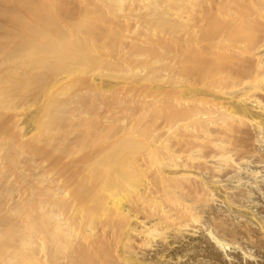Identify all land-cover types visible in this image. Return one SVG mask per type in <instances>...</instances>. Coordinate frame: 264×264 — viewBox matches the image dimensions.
Segmentation results:
<instances>
[{
	"label": "bare ground",
	"instance_id": "1",
	"mask_svg": "<svg viewBox=\"0 0 264 264\" xmlns=\"http://www.w3.org/2000/svg\"><path fill=\"white\" fill-rule=\"evenodd\" d=\"M68 1H70V0H0V105H2V108H1V106H0V110H3L5 113H6V111L4 110V109H6L7 107H9V109H12V104L14 105L15 103H16V101L17 100H23V99H26L27 100V98H30L31 99V96H33V95H35V96H33V98L32 99H34V98H36L39 94H40V92L42 91V88H43V85H46V83H47V85H49L48 84V81H49V79H51V78H49V76H51V73L52 72H54L53 70H54V63H55V58H53L54 59V61H53V59H51V54H53L54 55V53H55V49H58L59 50V48H60V50H61V46H62V52H60V51H58V53H64V48H66V50H65V53L64 54H66V56H69V57H67V60L66 61H68L69 59L68 58H71V56L73 55V56H75L76 55V49H75V47H77V49L80 47H82L83 48V46H84V44L81 42V39L79 40V38H82V37H79V36H83V35H77L78 37H76L77 39H78V41H79V44L78 43H76L77 44V46H73L72 45V43H70V41H71V39H70V37H68L69 36V34L67 33V30H69L70 28H71V26L73 25V24H70V23H72L71 21H75V20H77V22L75 21H73L75 24L76 23H80L79 21H80V18H81V21H82V19H84V16L86 17L87 15L89 16V10H88V13L85 11H83V10H80V9H82L81 7H84L83 6V1L82 0H72L71 2H73V4L74 5H79L80 4V2L82 3V6H79L80 8H79V10H78V6H73V4L71 3V2H69L70 4H72L71 6H73L72 8H70V5H68ZM86 1V0H85ZM88 1V0H87ZM91 2H93L92 0H90ZM88 2V3H91V2ZM108 1V0H107ZM106 1V2H107ZM111 1V0H110ZM113 2L115 1V0H112ZM116 1H118V0H116ZM119 1H121V0H119ZM125 0H123V2H124ZM128 1V0H127ZM131 1V0H130ZM135 0H132V3L134 2ZM145 1V0H144ZM156 1H158V0H156ZM155 0L153 1V3L154 2H156ZM161 1V0H160ZM160 1H158V5H153V4H150V8H147L148 9V11H149V13H151V11L153 12V11H155L156 12V10H159V11H162V8H163V5H159V2ZM175 1V0H174ZM177 1V0H176ZM190 1H192L193 3H192V5L195 3V0L193 1V0H190ZM198 1V0H197ZM197 1H196V3H197ZM206 1H210V0H206ZM212 1V0H211ZM210 1V2H211ZM220 0H215V2L213 1V3L215 4L216 2L219 4L220 2V4L221 5H223V3L225 4H227V0H225L224 2H222L223 0H221L220 2H219ZM232 1V0H231ZM245 1V0H244ZM261 1V0H260ZM96 2V1H95ZM109 2V1H108ZM136 2V1H135ZM173 3V1L171 2V0H165V3H164V1L162 2L163 4H165V6H164V8L166 7V5L168 4V3ZM183 2V3H182ZM199 3H204V0L203 1H198ZM210 2H207V6L209 5V7H211V3ZM259 2V1H258ZM52 3V4H51ZM103 3H104V1H103ZM118 3V2H117ZM117 3H115V4H117ZM141 3V2H140ZM139 3V4H140ZM149 3V2H148ZM151 3H152V0H151ZM170 3H169V5H170ZM175 3V2H174ZM182 3V4H181ZM185 3V4H184ZM199 3H197V5H199ZM230 3H233V2H230L229 1V4ZM262 3V2H261ZM115 4H112L113 6L115 5ZM134 4H136V3H134ZM134 4H133V6H134ZM146 4V3H145ZM154 4H157V2L156 3H154ZM176 4H177V2L172 6V4L170 5L172 8L173 7H175L176 6ZM178 4H179V1H178ZM186 4H188V0H186V2H184V1H182V0H180V4H179V7H181L182 5L185 7L186 6ZM206 3H204V5H205ZM218 4H215L216 6L218 5ZM226 4L224 5V6H226ZM234 4V3H233ZM245 4V3H244ZM258 4H260V2L258 3ZM108 5V4H107ZM110 5H111V3H110ZM124 5H125V3H123V7H124ZM126 5H127V2H126ZM142 5V4H141ZM168 5V6H169ZM181 5V6H180ZM195 5V4H194ZM228 5V4H227ZM236 5H238V3L236 4ZM235 5V9H236V6ZM249 5V4H248ZM256 5V4H255ZM68 6V7H67ZM90 5H88L87 7H89ZM106 6V5H105ZM118 6V5H117ZM116 6V7H117ZM121 6V5H120ZM120 6L119 7H117V8H120ZM129 6V5H128ZM137 6H138V3H137ZM143 6H144V4H143ZM148 6V5H147ZM146 6V7H147ZM160 6H162V7H160ZM178 6V5H177ZM189 6H191L190 5V3H189V5H187L186 6V8H188ZM202 6V5H201ZM231 6H232V4H231ZM234 6V5H233ZM240 6H242V0H241V3H240ZM246 6H247V4H246ZM75 7H77L76 9H75ZM85 7H86V3H85ZM97 7H99L98 5H97ZM97 7H92V10L94 9V8H96V9H94L93 10V12L95 11V14H94V16H96V14H100V10H99V8H98V10L100 11V12H98L97 13ZM109 7H111V6H109L108 5V8ZM122 6H121V9L123 8ZM169 8V9H171L172 10V8ZM179 7L176 9V10H178L177 12H181L182 10V8L181 9H179ZM183 7V8H184ZM195 7H196V5H195ZM195 7L193 6V7H190V10H189V8H188V11H191V10H193V11H195ZM200 7V6H199ZM199 7L197 8L196 7V9L199 11ZM202 7H204V6H202ZM215 7V6H214ZM218 8H219V6H217ZM222 7V6H221ZM264 7V6H263ZM262 7V8H263ZM106 8V7H105ZM113 8H115V6L113 7ZM113 8H111L112 10H113ZM126 8H127V6L125 7V10H126ZM131 8V7H130ZM138 8H140V6H138ZM137 8V9H138ZM144 9H145V7H143ZM160 8V9H159ZM191 8H193V9H191ZM213 8V7H212ZM211 8V9H212ZM216 8V7H215ZM234 8V7H233ZM240 8V7H239ZM243 8H245L244 6H243ZM242 8V9H243ZM116 9V8H115ZM124 9V8H123ZM122 9V10H123ZM128 9H129V7H128ZM127 9V10H128ZM143 9V11H145ZM200 9H201V7H200ZM204 9H205V7H204ZM220 9H222V8H220ZM241 9V8H240ZM101 10H103V9H101ZM110 10V9H109ZM130 10V9H129ZM173 10H174V8H173ZM180 10V11H179ZM184 10V13H185V9H183ZM216 10V9H215ZM237 10H238V8H237ZM245 9H243V11H244ZM83 11V12H82ZM104 11V10H103ZM106 11V10H105ZM111 11V10H110ZM118 11V10H117ZM133 11H135L136 12V8L135 9H133ZM138 11V10H137ZM158 11V12H159ZM187 11V10H186ZM187 11V12H188ZM193 11H191L192 13H193ZM197 11V16H198V13L200 12V14H201V11H199L198 12ZM205 12H206V14L208 15V16H210V14L212 15V13H215L214 12V9H213V12L212 13H210L209 11H208V8H206L205 10H204ZM220 11V10H219ZM226 11V10H225ZM82 12V13H81ZM114 12V11H113ZM112 11H111V13H113ZM131 12V11H130ZM130 12H129V15H130ZM155 12H154V14H153V16H152V18L153 19H151L150 17H149V19L150 20H155V21H159V16H162V18H163V16H166L165 15V13H164V15H160V14H158V12H156L157 14H155ZM163 12V11H162ZM166 12V11H165ZM170 12V11H169ZM176 12V11H175ZM187 12L185 13V14H187ZM203 12V11H202ZM205 12H203V13H205ZM239 12H241V13H243L242 12V10L241 11H239ZM252 12V11H251ZM264 12V11H263ZM102 13V12H101ZM109 13V12H108ZM124 13H125V11H124ZM140 13H141V10H140ZM140 13H138V14H140ZM160 13V12H159ZM194 13H196V12H194ZM193 13V14H194ZM208 13H210V14H208ZM228 13V12H227ZM226 13V14H227ZM238 12L236 11V14H237ZM245 13V12H244ZM243 13V14H244ZM91 14H92V11H91V13H90V16L89 17H91V18H93L92 16H93V14H92V16H91ZM104 12H103V14H102V17H104ZM115 14V13H114ZM117 14H118V12H117ZM120 14V13H119ZM121 14H122V12H121ZM126 14V13H125ZM124 14V15H125ZM128 14V13H127ZM133 14V13H132ZM132 14H131V16H132ZM137 14V13H136ZM137 14V15H138ZM143 14H145V12L144 13H141V15H143ZM151 14V15H152ZM169 14V13H168ZM177 14V16H178V13H176ZM182 14V13H181ZM181 14H179L180 16H181ZM189 14V13H188ZM191 14V13H190ZM189 14V15H190ZM206 14H203L204 15V18H205V15ZM219 14H221V12L219 13ZM259 14H260V12H259ZM258 14V15H259ZM261 14H262V12H261ZM260 14V15H261ZM264 14V13H263ZM263 14L261 15V16H263ZM82 15V16H81ZM106 15V14H105ZM146 15V14H145ZM144 15V16H145ZM151 15H149V16H151ZM170 15L171 14H169V16H168V18L170 17ZM173 15V14H172ZM214 15V14H213ZM212 15V16H213ZM242 15V14H241ZM246 15V14H245ZM111 16V15H110ZM113 16V15H112ZM115 16H118V15H116L115 14ZM114 16V17H115ZM121 16V15H120ZM125 16H127V15H125ZM129 17V18H132L133 20H135V18H137V17H135V14H134V17ZM144 16H141V18H140V20H143L144 21V19H145V22L146 21H149L148 20V14L146 15V17H144ZM156 16V17H155ZM176 16V15H175ZM196 16V15H195ZM211 16V17H212ZM227 16H229V15H227ZM231 16V15H230ZM232 16H233V13H232ZM231 16V17H232ZM257 16V15H256ZM261 16H260V18H261ZM83 17V18H82ZM185 17V16H184ZM201 17H202V15H201ZM215 17H216V15H215ZM221 17V16H220ZM224 17V16H223ZM234 17V16H233ZM235 17H237V16H235ZM234 17V18H235ZM239 17V16H238ZM238 17H237V19H236V21H238L239 19H238ZM243 17V16H242ZM99 18H101L100 17V15H99ZM110 18V17H109ZM112 18V17H111ZM123 18V17H122ZM125 18V17H124ZM155 18V19H154ZM166 18H167V16H166ZM175 18V17H174ZM174 18H173V20H174ZM178 18H179V16H178ZM196 18V17H195ZM204 18L202 17V20H200L201 22L202 21H204ZM233 18V19H234ZM254 18V17H253ZM253 18H252V22L251 23H257V22H254L253 21ZM262 18H264V16L262 17ZM98 19V18H97ZM97 19L95 20V21H97ZM103 19V18H102ZM121 19V18H120ZM170 19V18H169ZM168 19V20H169ZM185 20L186 19H188V18H184ZM193 19V18H192ZM196 19H198V18H196ZM199 19H200V16H199ZM198 19V20H199ZM207 19V18H206ZM205 19V20H206ZM216 19H219V18H217L216 17ZM228 19V18H227ZM226 19V16H225V18H224V20H227ZM241 19V18H240ZM243 19H244V17H243ZM247 19V18H246ZM79 20V21H78ZM86 20H89V19H86ZM105 19H103L102 21H104ZM112 20V19H111ZM110 19H109V21H111ZM114 20H116V23L118 22V20L117 19H114ZM178 20H181L180 18L178 19ZM220 20V19H219ZM219 20H217V21H219ZM242 20V19H241ZM240 20V21H241ZM107 20H105V22H106ZM126 21H128V19L126 18ZM136 21V20H135ZM154 21V22H155ZM165 21H166V19L164 20V22H162L161 21V23H159V24H161V25H159V26H163V24L165 23ZM177 21V20H176ZM186 21H188V20H186ZM190 21V20H189ZM192 21V20H191ZM197 21V20H196ZM200 21H199V23H200ZM211 21H213V19L211 20ZM233 21H235V20H233ZM233 21H231V23H233ZM246 21V20H245ZM245 21L244 22H242V24L243 23H245ZM249 21V20H248ZM259 21H262L263 22V20H259ZM70 22V23H69ZM83 22H86V21H83ZM89 22V21H88ZM91 22V21H90ZM90 22L88 23V24H90ZM98 22V21H97ZM100 22V21H99ZM108 22V21H107ZM125 22V21H124ZM129 22V24H130V22L131 21H128ZM151 22V21H150ZM149 22V23H150ZM160 22V21H159ZM180 22V21H179ZM183 22V21H182ZM222 22V21H221ZM225 22V21H224ZM262 22H260L262 25H263V23ZM101 23V22H100ZM115 23V24H116ZM120 23V22H119ZM119 23H118V25H119ZM132 23V22H131ZM142 23H144V22H142ZM147 23V22H146ZM145 23V24H146ZM152 24L151 25H153V22H151ZM168 23V22H167ZM167 23H165L166 25H164L163 26V28L162 27H160V28H162V30L163 31H160V32H162L163 33V35L165 34L164 33V29L166 30V28H165V26H167L168 28H169V26L168 25H170V24H168L167 25ZM169 23H171L170 21H169ZM178 23V22H177ZM177 23H175L174 24V26L172 25V27L170 26V30L171 31H173V27H174V31H175V29H177V28H179V27H176V24ZM211 23H213V24H215L214 23V21L213 22H210V24ZM240 23V22H239ZM86 24V23H85ZM102 24H104L103 22H102ZM109 24V23H108ZM114 24V23H113ZM133 24V23H132ZM172 24H173V22H172ZM181 24V23H180ZM185 23L183 22V25H184ZM187 24V23H186ZM188 24H190L189 22H188ZM194 24V23H193ZM246 24V23H245ZM258 24V23H257ZM78 25V24H77ZM93 25H94V23H93ZM92 25V26H93ZM126 25V24H125ZM143 25V27H144V24H142ZM158 25V24H157ZM157 25H155V26H157ZM179 25V24H178ZM177 25V26H178ZM195 25V24H194ZM204 25V24H203ZM217 25V24H216ZM235 25H236V23H235ZM244 25V24H243ZM261 25V26H262ZM79 26H81V27H84V25H82V23H81V25L79 24ZM89 26V25H88ZM88 26H86L85 25V27H88ZM90 26H91V24H90ZM115 26H117V25H115ZM134 27H135V25H133ZM137 26H138V24H137ZM154 26V27H155ZM187 26V25H186ZM185 26V27H186ZM217 26H219V25H217ZM242 26V25H241ZM246 26H248V23L246 24ZM250 26V25H249ZM248 26V27H249ZM259 26L260 25H258V27H255V25H254V28H256V29H259V30H261L262 31V29H260L259 28ZM73 27V26H72ZM78 27V26H77ZM84 27V28H85ZM95 27V26H94ZM102 27H104L103 29H106L105 28V26H102ZM122 27V26H121ZM125 27V26H124ZM123 27V28H124ZM140 26H138V28H139ZM147 27V26H146ZM154 27H152L151 26V28H154ZM182 27V26H181ZM190 27V25L188 26V28ZM194 27V26H193ZM208 27H209V25H208ZM210 27H213L212 25L210 26ZM209 27V28H210ZM225 27V26H224ZM229 27V26H228ZM235 27H237V26H235ZM234 27V28H235ZM251 27V26H250ZM83 28V30H87V28H85L84 29ZM91 29H92V27H90ZM89 28V29H90ZM100 28H101V25H100ZM99 28V30H101ZM110 28H111V24H110ZM110 28H107V32L109 31L108 29H110ZM116 28V27H115ZM114 28V29H115ZM118 28V27H117ZM137 28V29H138ZM145 28V27H144ZM156 28V27H155ZM154 28V29H155ZM187 28V27H186ZM185 28V29H186ZM215 28H216V26H215ZM218 28V27H217ZM227 28V27H226ZM225 28V29H226ZM231 28H232V26H231ZM230 28V29H231ZM246 28V27H245ZM251 28H253V27H251ZM73 29V28H72ZM71 29V30H72ZM89 29L86 31V33H89L88 35H90V31H89ZM98 29V28H97ZM112 29V28H111ZM110 29V30H111ZM122 29V28H121ZM125 29H126V31H127V28L125 27ZM129 29V28H128ZM149 29V28H148ZM179 29H182V28H179ZM179 29H177V31L176 32H178V30ZM195 29V28H194ZM199 29V28H198ZM256 29H255V32H257L258 33V31L259 30H257L256 31ZM264 29V28H263ZM80 30V29H79ZM132 30H135V28H133ZM131 30V31H132ZM143 30H145V29H143ZM142 30V31H143ZM168 30V29H167ZM207 30H208V28H207ZM240 30H241V28H240ZM243 30V31H242ZM241 30V32L242 33H244V26H243V29ZM248 30V29H247ZM77 31V30H76ZM122 31V30H121ZM131 31H130V33H131ZM137 31V30H136ZM139 31V30H138ZM140 31H141V29H140ZM146 31H147V29H146ZM149 31H151L150 29H149ZM154 31H156V30H154ZM153 31V32H154ZM169 31V30H168ZM180 31V30H179ZM192 31H195V30H192ZM212 31V30H211ZM210 31V32H211ZM231 31V30H230ZM229 31V32H230ZM98 32V31H97ZM105 33H106V31H104ZM114 32H115V30H114ZM116 32H117V30H116ZM115 32V34H118V33H116ZM144 32V31H143ZM142 32V33H143ZM157 32H158V29H157ZM181 32V31H180ZM185 33H189L190 32V30H189V32H187V30L186 31H184ZM206 32V31H205ZM208 32H209V30H208ZM213 32V31H212ZM229 32H227V33H229ZM236 32V31H235ZM240 32V31H239ZM241 32H240V37H243L242 35H241ZM249 32V31H248ZM253 31L251 30V32H250V34L252 33ZM71 33V32H70ZM73 33V32H72ZM83 33H84V31H83ZM108 33H110V32H108ZM122 33V32H121ZM132 33H134V31L132 32ZM131 33V34H132ZM141 33V34H142ZM148 33V32H147ZM146 33V34H147ZM173 33V32H172ZM179 33V32H178ZM182 34H183V32H181ZM185 33L183 34V35H185ZM199 34H200V31L198 32ZM216 33V32H215ZM221 33V32H220ZM231 33V32H230ZM233 33H234V31H233ZM238 33V32H237ZM68 34V35H67ZM75 34H76V32H75ZM85 34V33H84ZM93 34V33H92ZM100 34H102V35H104V33H100ZM112 34V33H111ZM120 34V33H119ZM127 34H129V33H127ZM136 34V33H135ZM137 34L139 35V33L137 32ZM141 34L139 35V36H137V37H139V38H144L145 39V37L144 36H146L145 35V32L143 33V36H141ZM152 33H150V35H151ZM157 34V33H156ZM169 34V33H168ZM191 35H192V33H190ZM194 34V33H193ZM196 34V33H195ZM204 34V33H203ZM203 34H202V36H203ZM206 34V33H205ZM204 34V35H205ZM226 34V33H225ZM246 34H249V33H246ZM259 34V33H258ZM95 35V34H94ZM101 35V38L103 37ZM106 35V34H105ZM112 35H114V33L112 34ZM111 35V36H112ZM121 35V34H120ZM154 35V34H153ZM172 34H170V36H171ZM182 35V36H183ZM187 35V34H186ZM233 35V34H232ZM70 36H71V34H70ZM87 36V35H86ZM98 35H96V37H97ZM116 36V35H115ZM119 36V35H118ZM147 36H148V34H147ZM152 36V35H151ZM150 36V37H151ZM169 36V35H168ZM181 36V37H182ZM188 36V35H187ZM198 36V40L196 39V36H190L191 38L193 37V39H196L198 42H199V37L200 38H202L203 39V37L202 36H199V35H197ZM209 36V35H208ZM224 36V35H223ZM248 36V35H247ZM251 36V35H250ZM253 36V35H252ZM256 36V35H255ZM100 37V36H99ZM99 37H97L98 38V40H99ZM136 37V38H137ZM159 37V36H158ZM189 37V36H188ZM72 38V37H71ZM76 38H74V39H76ZM88 38V37H87ZM107 38V37H106ZM111 38V37H110ZM119 38H120V36H119ZM147 38V37H146ZM152 38V37H151ZM149 39V37H148V40H152L153 41V38L152 39ZM163 38V37H162ZM167 38V37H166ZM180 38V37H179ZM206 38V37H205ZM204 38V40H205V42H206V40H208L207 38L205 39ZM217 38V37H216ZM220 39H221V37H219ZM219 38H218V40H219ZM233 38V37H232ZM244 38H249V37H244ZM73 39V38H72ZM77 39H76V41L75 42H77ZM82 39H85L84 37L82 38ZM116 39V38H115ZM183 39V38H182ZM214 39V38H213ZM235 39H236V35H235ZM238 39V38H237ZM254 39H256V38H254ZM70 40V41H69ZM103 40H105V39H103ZM110 40V39H109ZM114 40V39H113ZM113 40H111V42L113 43L114 41ZM147 40V39H146ZM168 40V39H167ZM173 40V39H172ZM217 40V39H216ZM216 40H215V42H216ZM217 40V41H218ZM242 39H240V41H241ZM84 41V40H83ZM89 41V40H88ZM152 41H150V42H152ZM154 41L155 42H153L152 44L151 43H147L148 41H146V42H144V41H141V40H137V42L135 43V41H130L131 42V44L129 45V44H126L125 46H123L124 44H122V46L121 47H119V44H117V43H114L112 46L114 47L116 44L118 45V47H119V49H120V51L121 52H119V54L121 55V54H123L124 56H122V57H125L127 60L128 59H130L132 56H134V54L133 53H135V51H136V53H138V50H139V55H142V57H138L139 58V60L140 59H146V58H144L143 56H145V55H143V53L145 54V52L144 51H146V53H148V52H150V51H152V50H154L155 49V47L156 46H159V47H161V49L160 50H162V42H161V46H160V41L158 40V42H157V40L155 39V37H154ZM203 41V40H202ZM212 41V40H211ZM226 41H228V40H226ZM232 41V40H231ZM243 41H244V39H243ZM263 41V40H262ZM85 43L87 42L86 40L84 41ZM92 42V41H91ZM106 42H108L107 40H106ZM117 42H119V40H117ZM165 42H167V41H165ZM178 42V41H177ZM190 42V41H189ZM204 42V43H205ZM224 42H225V40H224ZM235 43H236V41H234ZM245 42V41H244ZM247 42V41H246ZM89 44H90V42H88ZM93 43H95L96 45H94V47H98V45H97V42L96 41H93ZM105 43V42H104ZM103 43V44H104ZM181 43V42H180ZM191 43V42H190ZM192 43H193V41H192ZM195 43V42H194ZM202 43V42H201ZM212 44L214 43V42H211ZM223 42H219V44H222ZM228 43V42H227ZM227 43H224V45H221V47L220 48H222L223 49V47L225 46V44H227ZM231 43V44H230ZM229 44H227L226 45V48H229V46L230 45H233L232 44V42H230ZM242 43V42H241ZM62 44V45H61ZM63 44H64V46H63ZM76 44H74V45H76ZM83 44V45H82ZM109 44V43H108ZM109 44V48L111 47V45ZM156 44V45H155ZM157 44H159V45H157ZM199 44H200V42H199ZM206 44H207V42H206ZM206 44L204 45V46H206ZM238 43H236V45H237ZM246 44V43H245ZM260 44V43H259ZM261 44H262V42H261ZM259 45V46H261V48H263V46L262 45H264V42H263V44L262 45ZM71 45H72V47H71ZM86 45V44H85ZM93 45V44H92ZM101 45H102V43H101ZM104 45H106V44H104ZM166 46H167V44H165ZM182 44H180V46H181ZM184 45V44H183ZM182 45V46H183ZM202 45H203V43H202ZM217 46H218V44H216ZM257 45H258V43H257ZM87 46V45H86ZM99 46H100V44H99ZM181 46V47H182ZM193 45H191V47L190 48H192L193 49V47H192ZM196 46V45H195ZM195 46H194V48H195ZM209 46V45H208ZM210 46H212V45H210ZM223 46V47H222ZM246 46H247V44H246ZM93 47V48H94ZM117 47V46H116ZM164 47V46H163ZM198 47L199 46H197V48H195V50L196 49H198ZM234 47H235V45H234ZM241 46H239V44H238V48H240ZM79 48V49H80ZM82 48L80 49V50H78L79 52L82 50ZM89 48H91V46H87V48H86V50L85 51H82L83 53H79V57H82L81 59H79L80 61H82V63L84 64V62H86L85 60H84V58L85 59H91V60H93V56L91 55L90 56V54L94 51H92V52H89V50L91 51L92 49H89ZM104 48H106V46L104 47L103 46V50H102V52H105L106 53V51H104ZM108 48V47H107ZM107 48H106V50H107ZM121 48L122 49H124L125 51H127L128 49L129 50H131L130 52H132V51H134V52H132V54H128V52H125L124 50H121ZM157 48V47H156ZM168 48H170V46H169V43H168ZM172 48V47H171ZM183 48V47H182ZM201 48H203L204 49V47H199V49L196 51V52H198L199 50H201ZM217 48V47H216ZM225 48V47H224ZM226 48L225 49H223L224 51L226 50ZM237 47H235L234 49H236ZM257 48V47H256ZM260 47H258V49H259ZM102 48L100 47V50H101ZM116 49V48H115ZM158 49V48H157ZM164 49H165V52H166V47H164ZM184 49H186V51H187V47H185ZM202 49V50H203ZM206 49H207V47H206ZM211 49V48H210ZM231 49V48H230ZM234 49H233V51H234ZM243 49V48H242ZM255 49V48H254ZM258 49H256L257 50V52H255V50L254 51H251V49H250V51L248 50V48H247V50L250 52L249 53V55H248V60L250 59V60H252L251 62H255V65H257L256 63L258 62L259 63V65H264V64H261L260 62H261V60H260V62H259V59H261V56H263L262 57V61H263V59H264V53H260L259 51H258ZM67 50H68V53H66L67 52ZM72 50H75V51H72ZM99 50V51H100ZM110 50V49H109ZM159 50V49H158ZM157 50V51H158ZM159 50V51H160ZM169 50V49H168ZM179 50V49H178ZM194 50V51H195ZM201 50V51H202ZM209 50V49H208ZM222 50V51H223ZM227 50H229V49H227ZM238 50V49H237ZM72 51V52H71ZM77 51V52H78ZM96 51H98V49H96ZM148 51V52H147ZM171 51L172 50H169V53H171ZM180 51V50H179ZM179 51H176L177 52V56H179V57H177V60H175V63H174V60H173V57H175L173 54L175 53L176 54V52L175 51H173V57H172V59H170V58H168L167 60H169V62H173L172 63V66H170L169 64H168V62H167V60H166V62H167V64L165 63V65H169L170 66V68H172L173 69V66H174V69H175V72L177 71V69L178 70H180V69H183V67L185 66L184 65V63L186 62V63H190V60H188V59H186V58H189L188 56H189V54H191L192 56V58L194 59V54L196 53H192L190 50H189V48H188V51L186 52L187 54H188V52L190 51L191 53H189L188 55H187V57H185V58H183V56L180 58V55L178 54V53H181V51L179 52ZM217 51V50H216ZM232 51V50H231ZM239 51H241V50H239ZM56 52H57V50H56ZM75 52V53H74ZM112 52V51H111ZM114 52V51H113ZM162 52V51H161ZM165 52H164V54H165ZM209 53H210V51H208ZM235 52V51H234ZM264 52V51H263ZM57 53V54H58ZM86 53H90V54H86ZM108 53H110L109 51H108ZM115 53V52H114ZM154 53H155V50H154ZM153 53V51L151 52V54H154ZM167 53H168V51H167ZM168 53V54H169ZM199 53V54H198ZM197 53V56H201V58H203V56L204 55H206L205 53H207V50L205 51V49L203 50V52H198ZM204 55H203V54ZM209 53H207L208 54V56H210L211 54H212V56L213 57H215L217 54H215V53H212V51H211V54H209ZM233 53V52H232ZM236 53V52H235ZM235 53H233V55L235 54ZM238 53V52H237ZM56 54V55H57ZM72 54V55H71ZM78 54V53H77ZM94 54H96L95 52H94ZM98 54H100L99 52H98ZM104 54V53H103ZM117 56L119 57L120 55H118V51H117ZM150 54V53H149ZM162 55V54H160V53H158V52H156V54H155V58L154 57H152L153 59H155L154 61H155V63L160 59V55L162 56V58H165L166 56L165 55ZM183 54V53H182ZM213 54H215V55H213ZM222 54V53H221ZM239 54V53H238ZM52 55V56H53ZM71 55V56H70ZM101 55V54H100ZM111 55V54H110ZM130 57V58H128V56ZM170 55V54H169ZM227 55V54H226ZM231 55V54H230ZM72 56V57H73ZM83 56H85V57H83ZM96 56H97V54H96ZM104 56H106V55H104ZM151 56V55H150ZM156 56H158L157 58H159L157 61H156ZM164 56V57H163ZM168 56V55H167ZM184 56H185V54H184ZM200 56L199 57H196V58H198V60L199 59H201L200 58ZM217 56H222V55H217ZM245 56V55H244ZM56 57V56H55ZM57 57H60V56H58L57 55ZM64 57V56H63ZM91 57V58H90ZM100 57V56H99ZM98 57V58H99ZM113 58H114V56H112ZM116 57V56H115ZM146 57V56H145ZM175 57V58H176ZM190 57V58H191ZM206 57V56H205ZM203 58L204 60H205V63H206V60L209 58ZM212 57V58H213ZM222 57H224V56H222ZM246 57V56H245ZM244 57V58H245ZM60 58H62V57H60ZM59 58V59H60ZM74 58V57H73ZM76 58V57H75ZM104 58V60L106 59V58H108V57H103ZM134 58H136L137 59V57L136 56H134ZM148 58H149V56H148ZM217 58V57H216ZM227 58H229V57H227ZM234 58V60H235V57L234 56H232V59ZM238 58H241L240 56L238 57ZM247 58V57H246ZM58 59V60H59ZM96 59V58H95ZM108 59H111V58H108ZM181 59H186L187 61H184L183 62V60H181ZM202 59V60H203ZM78 60V61H79ZM165 60V59H164ZM162 61V60H160L159 61V63H164L165 61ZM171 60V61H170ZM173 60V61H172ZM179 60H181L182 61V63H183V65L181 64V62L179 61ZM197 60V61H198ZM212 60V59H211ZM60 62H61V60H59ZM74 61V60H73ZM76 61V60H75ZM84 61V62H83ZM111 61V60H110ZM109 61V62H110ZM118 61V60H117ZM117 61H115V62H117ZM125 61V60H124ZM123 61V62H124ZM129 61V60H128ZM147 61V60H146ZM153 61V60H152ZM177 61H179L178 63H177ZM194 61V60H193ZM210 61V60H209ZM217 61V60H216ZM219 61V60H218ZM231 61H233V60H231ZM59 62V63H60ZM63 62V61H62ZM61 62V63H62ZM65 62V61H64ZM93 62V61H92ZM112 62H114L113 60H112ZM119 62H120V60H119ZM121 62H122V60H121ZM121 62H120V64H121ZM132 62V61H131ZM130 62V63H131ZM135 62V61H134ZM134 62H133V64H134ZM149 62V61H148ZM147 62V63H148ZM222 62H224V61H222V59H221V63ZM226 62V61H225ZM227 62H230L229 60L227 61ZM236 62V61H235ZM244 62V61H243ZM58 63V62H57ZM78 63V62H77ZM81 63V64H82ZM129 63V64H130ZM136 63H138L137 61H136ZM145 64H146V62H144ZM191 63H193V62H191ZM190 63V64H191ZM195 63V62H194ZM199 63V62H198ZM204 63V62H203ZM209 63V62H208ZM207 63V64H208ZM213 63H217V62H213ZM220 63V64H221ZM239 64V63H241V62H236V64ZM244 63H249V61L247 62H244ZM263 63V62H262ZM64 64V63H63ZM63 64H61V65H63ZM70 64H72V63H70ZM76 64V63H75ZM115 64H117V63H115ZM120 64H119V66H120ZM125 64V63H124ZM140 64V65H139ZM139 67L136 65H134L135 67H138V68H140V66H141V64L142 63H140L139 62ZM145 64H143V67L141 66V71H140V69L138 70V73H137V69H134L132 66H130L131 67V69H134L135 71H136V74H137V77L139 78L140 76H138V75H140L139 74V72H142V71H145V70H143V69H146V66H145ZM150 64H151V62H150ZM153 64V63H152ZM196 64H197V62H196ZM211 64V66H212V63H210ZM224 64V63H223ZM223 64H221L222 66H223ZM55 65H56V63H55ZM60 65V66H61ZM87 65V64H86ZM85 65V66H86ZM89 65V64H88ZM149 65V63L147 64V67H149L148 66ZM187 65V64H186ZM199 65H200V63H199ZM218 65H219V63H218ZM243 65V64H242ZM252 65H254V64H252ZM254 65V67H256ZM65 66V67H64ZM64 68H63V72H64V69L66 68L67 69V67H66V65L64 64ZM68 66V65H67ZM97 66V65H96ZM100 66H101V61H100ZM105 66V65H104ZM115 66V65H114ZM118 65L116 66V67H119ZM126 66V65H125ZM125 66H123V67H125ZM144 66H145V68H144ZM153 66H156V64L155 65H153ZM153 66H152V68H153ZM159 65H157L156 67H158ZM193 66H195V65H193ZM202 66V65H201ZM217 66V65H216ZM221 66V67H222ZM224 66H225V64H224ZM223 66V67H224ZM227 66V65H226ZM234 67H235V65H233ZM233 66H231L230 65V67H233ZM244 66H245V64H244ZM244 66H243V68H244ZM248 66V65H247ZM71 67V66H70ZM89 67V66H88ZM92 67V66H91ZM91 67H90V69H91ZM94 67V66H93ZM102 67H103V65H102ZM106 67V66H105ZM108 67H110V66H108ZM107 67V68H108ZM112 67V66H111ZM128 67V66H127ZM129 67V68H130ZM161 67V68H160ZM160 67H158V68H160L161 70L159 71V69H157V68H155V70L157 69V73L159 72H161V73H163V70H162V66H160ZM189 67H191L190 65H189ZM212 67H214V65L212 66ZM223 67L221 68V70L223 69ZM228 67H229V65H228ZM230 67H229V69H230ZM239 67L241 68L242 66H241V64L239 65ZM252 67V66H251ZM257 67H258V65H257ZM56 68H58V67H55V69ZM62 68V67H61ZM82 68V67H81ZM115 68V67H114ZM143 68V69H142ZM167 67L165 66V68H164V65H163V69H166ZM185 68V67H184ZM192 68V67H191ZM194 68V67H193ZM199 68L200 67H198V71L200 72V70H199ZM211 68V67H210ZM217 68V67H216ZM216 68H215V70H216ZM219 68H220V66H219ZM225 68H227V67H225ZM237 68H238V66H237ZM250 67H248V69H249ZM259 68V67H258ZM257 68V69H258ZM70 69V68H69ZM102 69H104V68H102ZM101 69V70H102ZM116 70H117V68H115ZM125 69H127V68H125ZM130 69V70H131ZM148 69V68H147ZM150 69H151V66H150ZM167 69H169V68H167ZM172 69H169L170 71H172ZM195 69V68H194ZM251 69V68H250ZM256 69V70H257ZM58 69H56L55 71H57ZM60 70V69H59ZM93 70H94V68H93ZM97 70H99V69H97ZM106 70V69H105ZM110 70V69H109ZM111 70H112V68H111ZM149 70V69H148ZM152 70V69H151ZM151 70H150V72H151ZM169 70H168V73H171V72H169ZM185 70H187V68L185 69ZM204 70H206V69H204ZM208 70H210V69H208ZM212 70V69H211ZM210 70V71H211ZM218 71L217 72H215V73H217L218 74V72H219V70L220 69H217ZM234 70L235 71H237V69H235L234 68ZM234 70H231V72L232 71H234ZM70 71H71V69H70ZM70 71L69 72H65L66 74H68V76H69V74H70ZM73 71H74V68H73ZM79 71V70H78ZM123 70L121 69V72H122ZM126 71V70H125ZM125 71H123L124 73H125ZM132 71V70H131ZM131 71H129V70H127V72L125 73V74H127L128 73V75H131ZM154 71V70H153ZM193 71V72H192ZM207 71V70H206ZM206 71H204L206 74H207V72ZM228 71V70H227ZM238 71H240V70H238ZM259 71V70H258ZM260 71H262V72H264L263 70H261L260 69ZM62 72V71H61ZM62 72V73H63ZM106 73L108 72V71H105ZM116 72H118V71H116ZM130 72V73H129ZM147 72V71H146ZM149 72V73H150ZM156 71H154V73H155ZM173 72V71H172ZM188 72H190V74H192V73H194L195 74V72H196V70H192L191 69V71H188ZM192 72V73H191ZM199 72H197V73H199ZM203 72V69L201 68V74H205V73H202ZM214 72V71H213ZM222 72V71H221ZM230 72V73H231ZM243 72H245L244 70H243ZM243 72H242V69H241V73H240V76L242 75L243 76ZM262 72H260L261 74V79H263L264 80V76H263V73ZM65 73H63L64 75H65ZM72 73V72H71ZM112 73V75H113V78H112V76H111V78L110 79H108L107 81H105L104 82V80H100L99 81V79H97L96 81H98L99 82V84L100 85H103V86H108V88L110 87V86H116V85H118V83H119V81H120V79L119 78H117L114 74H113V72H111ZM111 73H110V75H111ZM120 73V72H119ZM132 73H133V71H132ZM143 73V72H142ZM141 73V74H142ZM148 73V72H147ZM177 73H180V75L182 74L180 71H178ZM177 73H173L174 75H177ZM187 73V72H186ZM208 73H209V71H208ZM214 73V74H215ZM223 73H225V70H224V72ZM234 73V72H233ZM249 73H251V72H249ZM252 73H253V70H252ZM54 75H55V73H53ZM61 74V73H60ZM74 74V73H73ZM76 74V73H75ZM82 74V73H81ZM81 74H79V75H81ZM118 74V73H117ZM121 74V73H120ZM135 74V75H136ZM150 74H152V73H150ZM150 74H149V76H150ZM211 73H209V74H207V76L206 77H208V75H210ZM217 74L216 75H214V76H217ZM221 74V76H222V73H220ZM229 74V73H228ZM246 74V73H245ZM254 74V73H253ZM109 75V74H108ZM134 75V76H135ZM147 75V74H146ZM145 75V76H146ZM161 75V74H160ZM166 75H167V73H166ZM212 75V74H211ZM231 75L233 76H236L235 74H232L231 73ZM247 75V74H246ZM252 75V74H251ZM251 75H249V76H251ZM59 76V75H58ZM58 76H57V78H58ZM68 76L66 77V75H65V77L66 78H62V79H60L61 81H59V83L61 82L62 84L64 83V81H67V79H69L68 78ZM76 76V75H75ZM101 76V75H100ZM99 76V77H100ZM116 78H115V77ZM120 76V75H119ZM122 76H124L123 75V73H122ZM126 76V75H125ZM124 76V77H125ZM142 76H143V74H142ZM168 76H172V74H170V75H168ZM178 76V75H177ZM176 76V77H177ZM184 76L185 75H183L181 78L182 79H184ZM187 76H188V74H187ZM191 76V75H190ZM253 76V75H252ZM69 77H73V79H74V75L73 76H69ZM78 77H80V76H78ZM102 77H104V74L102 75ZM106 77V76H105ZM110 77V76H109ZM108 76H107V78H109ZM132 77V76H131ZM147 77V76H146ZM151 77L153 78V76L151 75ZM162 77H164V74L160 77L161 79V83H162ZM174 78H175V76H173ZM173 77L171 78L172 80H173ZM180 77V76H179ZM179 77H177V79L179 78ZM189 77V76H188ZM197 77V76H196ZM195 77V78H196ZM205 77V78H206ZM211 76H209L208 77V79H207V81H209V78H210ZM220 76H218V78H219ZM237 77V76H236ZM244 77V76H243ZM247 77L248 76H246V80H247ZM258 77V76H257ZM84 78V77H83ZM82 78V79H83ZM95 78V77H94ZM134 78H136V77H134ZM142 78H144V77H141L140 79H142ZM155 78H157V80H159L158 78L159 77H155ZM155 78L153 79V82L155 81ZM165 78H166V76H165ZM191 78V77H190ZM217 78V79H218ZM256 78V77H255ZM76 79H78V78H76ZM75 79V80H76ZM124 79V78H123ZM129 79H130V77H129ZM132 79V78H131ZM130 79V80H131ZM139 79V80H140ZM168 79H169V77H168ZM198 79V78H197ZM221 78H219L218 80H220ZM227 79V78H226ZM55 80V79H54ZM70 80V83H72L71 81V79H69ZM74 80V81H75ZM79 80V79H78ZM86 79L84 78V80L83 81H85ZM92 80V79H91ZM119 80V81H118ZM125 80H126V78H125ZM136 80V79H135ZM139 80H137L138 82H140ZM144 81H145V79H143ZM149 80H150V78H149ZM179 80H180V78H179ZM191 80H193V79H191ZM198 80H201V79H198ZM213 80V79H212ZM238 80L240 81V79H239V77H238ZM238 80H236V81H238ZM244 80V79H243ZM245 80V81H246ZM254 80V79H253ZM53 81V80H52ZM87 81V80H86ZM93 81V80H92ZM95 81V80H94ZM123 81V80H122ZM122 81H121V83H122ZM129 81V80H128ZM136 81V82H137ZM143 81V82H144ZM169 81L170 80H166L165 81V83L164 84H166V82H168V85H159L158 86V88H156V89H158V90H161L163 93H166L167 94V92H171V93H181L182 94V92H183V95L185 94V95H188L189 93H192V91H191V89L189 88H187L186 89V87L185 88H182V87H178L177 85H179V84H181V83H179V84H177V85H175L174 86V84H173V82H172V84L170 85V83H169ZM178 81V80H177ZM176 81V82H177ZM184 81V80H183ZM202 81V80H201ZM217 81V80H216ZM216 81H214V82H216ZM224 81H225V78H224ZM233 81H235V80H233ZM135 82V81H134ZM134 82H132V81H130L129 83H131V86L133 85V86H135V83ZM187 82H191V84H193L192 83V81H187ZM193 82H195V80L193 81ZM222 82V81H221ZM260 82V83H259ZM262 81H259L258 80V82L256 81V85L255 86H251L250 84V86H251V88H249V85H248V92L249 93H247V91H246V93L247 94H244V98H242V97H238V96H234L235 98H233L231 95H229V94H225V93H222L224 96H223V98L222 97H220V98H222L221 99V101H220V103L218 102L220 99H218L217 101H214L212 104H214L215 102H217L218 103V112H219V110L220 111H223L224 113H222V114H224L225 116H231V118H232V116H233V114H231V113H235L234 114V116H239V115H241V116H246V115H252V113L251 112H253L252 111V109L253 108H256L257 109V112H259L258 111V109H261V106L263 105H261V99L259 100V99H256V97L254 96V95H256L255 93L257 92L258 93V91L259 90H261V91H263L264 92V82H262ZM58 83V84H59ZM66 83H69V82H66ZM69 83V85L71 86V84ZM133 83V84H132ZM142 83V82H141ZM140 83V84H141ZM158 83H159V81H158ZM161 83H159V84H161ZM184 83H185V81H184ZM197 83H198V81H197ZM199 83H200V81H199ZM206 83V82H205ZM209 83H211V85H212V82H211V79H210V81H209ZM248 83V82H247ZM138 84V83H137ZM163 84V83H162ZM186 84V83H185ZM188 84H190V83H188ZM218 84H220V83H218ZM245 84V83H244ZM255 84V83H254ZM69 85H65V83L63 84V87L65 86V87H67V86H69ZM83 85H85V84H83ZM96 85H97V83H96ZM95 85V86H96ZM119 85H121V84H119ZM118 85V86H119ZM123 85V84H122ZM128 85V84H127ZM202 85V84H201ZM203 85H204V83H203ZM207 85H208V83H207ZM216 85V84H215ZM234 84H232V86H233ZM237 85V83L234 85V86H236ZM69 86V89H71V87ZM82 86V85H81ZM90 86V85H89ZM89 86H88V88H89ZM99 86V85H98ZM103 86H101V87H103ZM124 86V85H123ZM137 86V85H136ZM190 86V85H189ZM209 86V85H208ZM213 86V85H212ZM217 86V85H216ZM223 86V85H222ZM227 86V85H226ZM225 86V87H226ZM230 86V85H229ZM247 86V85H246ZM46 87V86H45ZM74 87H76L75 86V84H74ZM78 87V86H77ZM84 87V86H83ZM86 87H87V85H86ZM85 87V88H86ZM111 87V88H112ZM120 87V86H119ZM138 87H139V84H138ZM153 87V86H152ZM156 87V86H155ZM194 87V86H193ZM195 87H197V86H195ZM199 87H201L200 86V84H199ZM198 87V88H199ZM214 88H215V86H213ZM224 87V88H225ZM49 88V87H48ZM73 88V87H72ZM78 88H80V90H82V91H80V90H78ZM78 88H73L72 89V92L70 91V90H67V91H65L66 93L68 92L69 94H68V96H67V94L65 93H63L62 91H63V89H65V88H62L61 89V92L64 94V95H66L67 97H64L65 99H63V100H60V101H56V102H54V103H52L53 104V106H52V108H51V110H49L47 113H45V115L47 116V118H46V123H45V125H44V127H45V129L46 130H48L49 129V131H50V129L52 128H54L53 129V131H52V129H51V131L49 132V131H45V129H44V131H45V133L47 134H45L46 135V142H45V144L46 143H48V146H47V144H46V146L44 145V144H42V145H44L46 148L47 147H49V145L52 147H50V148H48V149H50V150H52L51 151V154L52 153H59V160L58 161H60L59 162V164H60V166L58 165V164H56V161L54 160V159H52V160H50V159H48L49 160V165L50 166H52L53 168H55L54 170H52V169H42V163H44V161L42 162L41 160L42 159H44V157H41L39 154H38V149H36L37 150V154H36V151H33V150H31V151H29L30 153H31V155L33 154V155H37V156H30V154H28L27 153V155H29V156H27L26 155V153L25 154H23V152L21 153V149H23V151L24 152H28V150L29 149H27V150H25L24 149V147L23 146H20V145H16V144H14V143H12L11 141H17L16 139H14V140H10L9 139V137H7L6 135H5V133H4V131H3V129L1 128V122H0V264H95V259L97 258V256H98V254L99 255H101V250L103 251V252H105V255H104V253H103V257L104 258H106V256H108V255H111V256H109V257H111V258H109V261H107V263L106 264H108L109 262H111V261H114V262H112V263H114V264H117V262L115 263V258H117L116 256H114L113 255V253H114V250L112 251V249H110V248H108V249H110V251H112L111 253L112 254H109L110 252H108L109 250L106 248L108 245H109V243H110V239L109 240H107L108 238H110V236L109 235H112L113 234V232H110L113 228H115V231H117V232H114V234H113V236H116V237H118L119 239H120V235H119V230L121 229L119 226V223L118 222H113L114 220H110L109 218V220L107 219V218H105V219H107L108 220V222L107 223H111V222H113V224L111 225V224H109L110 226H115V227H110V228H112V229H110L109 230V232H110V234H109V232L107 233V236H104L103 234H105L106 232H104V230H103V228L104 227H106V225H107V223H105L104 221H103V223H105L106 225L105 226H103L102 225V223L100 224V225H102L103 227L101 228L102 229V231L104 232H98L92 225H89V223L86 221V219L88 218V217H86L87 215L88 216H90V213H85V214H87V215H85L84 213V215H85V217L84 216H82V213L81 212H83L79 207H77V202H76V200H75V194H80V195H82V198H80V199H84V197L83 196H86V197H88L89 195H94L95 194V192H97V190H96V188H93L94 186L93 185H91V180H93V182H95V186H97L96 185V181H98V183H100L101 185H99L98 186V188L101 186V187H105L106 185H107V189H108V186H109V184H105L106 183V181L107 180H110L109 182L107 181V183H111V181H112V183H114L113 181H121L122 183H124V186H123V184H122V186L123 187H125V188H120L122 191H124V192H126V193H128V194H126L128 197L130 196H135L134 197V201L136 200V199H139V201H141V203H151L152 205H156L157 206V208L155 209V211L157 212V214H158V217H156V218H154L153 219V217L151 216L152 214H149V213H146V212H144V211H141L140 212V210H139V207L138 206H135V205H137V203L136 202H134V201H132V200H130V202L131 203H128V201H129V198L127 199V197H126V195L125 194H122L123 192H117V190L116 191H114L115 189H114V186L116 185V183L118 184V182H115L114 184H112L113 185V187H112V185H110V188L109 189H114L113 190V192L115 193V195H114V193L112 192V190H109V191H107V189L105 188V190H104V188H102V192L104 191V193L107 191V193H105L106 195L107 194H109V195H113V196H111L113 199H111L110 200V198L108 197V198H106V196H104L105 194L104 193H102L101 194V196L103 195V197L106 199L105 201L107 202V199H109L110 201H112V203H113V205L115 206V209H117L115 212H117L116 214V216H119V218H120V221H122V222H125V224H127L128 222H127V220L128 219H131V218H133L132 220H133V222L135 223H133L134 224V228H132V226H131V229H130V231L133 233V234H131L132 236L133 235H135V236H139V237H141V238H144L143 240L141 239V241H140V239H139V241L138 242H140L141 244L142 243H145L146 244V241H145V239L146 238H149V239H147V241H148V243L146 244V245H149V243H151V238L150 237H152V236H155V234L158 232V229L159 230H169V228H177V227H180L181 228V226L182 225H184L185 226V222L187 223V221H188V223H189V220H190V222H191V219H190V217L192 218V216H191V214L193 213V210H189V209H193V207L191 208V206H193V204L194 203H196L198 200L199 201H202V199H200L199 197H201L202 196V191H201V188H200V190L198 189L199 188V186L201 187V183H200V185H199V182H198V184H197V178L190 172V171H184L185 172V174L182 172V174H184V176H181V178L182 179H184V178H186V176H187V178H188V175H189V177L191 176V175H193L194 176V179H196V180H192V185H190V183L188 182V184L186 185L184 182H182V183H184L183 185L182 184H180V181L179 180H181V179H179L180 177L178 176V177H175L176 175H174V174H176L175 173V171H174V169L176 168L177 169V167H178V165H177V167H175L174 165L175 164H173V162H172V160H173V158L170 156L169 157V152H172L173 154H175L174 153V151L177 149L176 148V144L173 142V141H170V144H171V142H173L172 144V147L173 148H170V144H169V140H168V144H169V148H167L166 149V147H165V149L167 150V152H168V154H167V156H168V158H169V162L171 163V164H173V167H175V168H173V167H171L172 165L171 164H169L168 162V164L169 165H171V166H167V167H170V169H173V172H174V176H170V173H171V175H172V172H171V170H170V172H168V170H169V168H168V170H167V168H166V165L164 164V163H166V162H162V164H164V166H165V168H166V170H167V172L166 171H164V170H162V168H163V166H162V168H161V166H160V164H157V163H155L154 162V158H156L157 157V159H158V156L156 155V157H154L153 158V156H150V152L149 153H147V151L150 149L149 147H146V148H149L148 150H146L145 152H146V154H149V156L148 157H152L153 158V164L154 165H159L160 166V168L159 169H157V166H156V168H152V166L151 167H149V165H146V163L148 164V162L146 161V162H144V160H146V159H144V157H146V154H145V156L143 157L142 155H141V153L139 154L138 153V157L139 156H142V159H144L143 161L142 160H140L139 159V161L137 160L138 158L136 157V158H132V157H129L128 156V158L129 159H133L132 161L130 160H128L127 159V155L128 154H130L131 152H128V151H126V148L129 146V147H131V149L130 150H133V147H132V142L134 143V145H137L136 143H135V139H136V137H137V139L138 140H136V141H139L140 140V138L142 137V134H146V131H144L145 133H143V132H140V131H137V130H131V131H136V132H134V133H132L131 131H130V129L128 130V128H130V127H128L127 125H131L130 124V122H129V120H134V118L136 119V121H137V118L139 117L138 116V113L140 112V113H142L144 110H146V108H147V106H151L152 104H151V102H150V104H148L149 102H147V101H145L144 99L145 98H143V99H140L139 101H138V99L136 100V98H134V97H132V95H133V92H132V94H130V93H128L129 91H130V89H128L129 91H127V92H125V88H124V92H123V94L121 93H119L120 95H117V96H115L114 97V95H111V97H109V95H108V97H101V96H99L100 94L99 93H96L97 92V90H91L92 91V93H91V91L90 92H88V93H85L84 91H88L87 89L88 88H86V90H84V89H81L82 87H78ZM203 88V87H202ZM204 88H205V86H204ZM207 89H208V87H206ZM210 88V87H209ZM217 88V87H216ZM219 88V87H218ZM217 88V89H218ZM223 88V89H224ZM239 88V90H240V87H238ZM68 89V88H67ZM75 89V90H74ZM115 89V88H114ZM138 89H140V91H141V88H138ZM206 89V90H207ZM220 89H222V87L220 88ZM219 89V90H220ZM233 89V88H232ZM236 89V88H235ZM74 90V91H73ZM84 90V91H83ZM113 90V89H112ZM152 90V89H151ZM215 89H213V91H214ZM234 90V89H233ZM246 90H247V88H246ZM71 93H70V92ZM99 91V90H98ZM108 91V90H107ZM117 91V90H116ZM123 90H121L120 92H122ZM134 92H135V94H137L136 95V97L138 96V95H141V94H138V91L137 90H133ZM166 91V92H165ZM224 91H227V93L230 91L231 92V90L229 89V90H224ZM224 91H222V92H224ZM235 92H237L236 90H234ZM233 91V92H234ZM241 91H243V89L241 90ZM102 92V91H101ZM103 92H105V91H103ZM112 92H114V91H112ZM119 92V91H118ZM141 92H144V90H142ZM141 92H139V93H141ZM197 92V91H196ZM201 92V91H200ZM211 92V91H210ZM217 92H219V91H217ZM262 92V93H263ZM61 93V94H62ZM187 93V94H186ZM195 93V92H194ZM194 93H193V95H194ZM212 93H214V92H212ZM220 93V92H219ZM218 93V94H219ZM242 93V92H241ZM241 93H240V95H241ZM261 93V94H262ZM102 94H104V93H102ZM109 94V93H108ZM124 94H126V95H124ZM159 94H161L162 95V93H159ZM169 94V93H168ZM217 94V93H216ZM216 94H214V95H216ZM221 94V93H220ZM243 94V93H242ZM253 94V95H252ZM259 94V93H258ZM142 95H145V94H143L142 93ZM141 95V96H142ZM147 95H150L149 93L147 94ZM176 95V94H175ZM175 95H174V97H175ZM180 95V94H179ZM200 95H201V93H200ZM204 95H206V93L204 92ZM213 95V94H212ZM227 95V96H226ZM232 95H235L234 93H232ZM264 95V94H263ZM262 95V96H263ZM113 96V97H112ZM140 96V97H141ZM152 96V95H151ZM150 96V97H151ZM159 96V95H158ZM164 96V95H163ZM190 96H191V94H190ZM261 96V97H262ZM61 97H63L62 95H61ZM139 97V96H138ZM145 97V96H144ZM154 97H156V96H154ZM160 97V96H159ZM174 97L172 98V102H173V99H174ZM184 97V96H183ZM183 97L181 98V99H183ZM188 97V96H187ZM192 97V100L195 98V97H197L196 98V101L198 100L199 101V98H198V95H194V96H191ZM194 97V98H193ZM217 98H218V96H216ZM260 97V96H259ZM142 98V97H141ZM149 98V97H148ZM153 98V97H152ZM165 98H167V97H165ZM170 98V97H169ZM178 97H176V99H177ZM212 98H215V97H212ZM263 98V97H262ZM31 99V100H32ZM150 100H151V98H149ZM156 99V98H155ZM155 99H154V102H155ZM161 99V98H160ZM175 99V100H176ZM201 99H203V101H207V100H205V98H201ZM206 99H207V97H206ZM251 100V101H249V102H247V103H245L247 100ZM264 99V98H263ZM156 100H158V99H156ZM174 100V101H175ZM187 100H188V98H187ZM55 101V100H54ZM151 101H153V100H151ZM161 101L163 102L164 100H158V104H159V102L161 103ZM184 101H185V99H184ZM208 101H210L209 99H208ZM14 102V103H13ZM52 102V101H51ZM166 102H168V101H165V103L164 104H166ZM172 102H170L171 104H172ZM186 102H189V100L188 101H186ZM199 102H202V100L201 101H199ZM263 103H264V101H262ZM170 103L168 102V105L169 106H172V105H170ZM175 103V102H174ZM173 103V104H174ZM177 103V102H176ZM175 103V104H176ZM210 103V102H209ZM217 103H215L216 104V106H217ZM99 104V105H98ZM157 104V103H156ZM178 104H180V103H178ZM182 104H184V102L182 103ZM188 104V103H187ZM24 105V104H23ZM98 105V106H97ZM101 105V106H100ZM190 105V104H189ZM3 106L4 107H6V108H3ZM20 106V105H19ZM19 106H17V110L19 111V109H18V107ZM44 106V105H43ZM46 106V105H45ZM158 106V105H157ZM160 106V105H159ZM175 106H177V105H175ZM174 106V107H175ZM181 106V105H180ZM187 106V105H186ZM185 106V107H186ZM204 106V105H203ZM214 105H212V107H213ZM264 106V105H263ZM262 106V107H263ZM42 107V106H41ZM103 107V108H102ZM153 107V106H152ZM162 107H164V106H162ZM21 108H22V105H21ZM44 108H47V107H44ZM43 108V109H44ZM154 108H156V106L154 105ZM160 108V107H159ZM169 108V107H168ZM168 108H167V111H168ZM190 108V107H189ZM205 108H206V106H205ZM209 108V107H208ZM264 108V107H263ZM15 109V110H16ZM41 109V108H40ZM40 109L38 108V111H39V113L41 114V112H45V111H40ZM176 108H173V110H175ZM179 109V108H178ZM180 109H181V111H182V109H183V112H181V115L179 116V119H177L178 117H175V119H177V122H181V120L183 121L184 119L183 118H181V116H182V113H183V115L186 117L185 119H187V117H188V115H185V113H188V112H186V109L185 108H183V107H180ZM185 109V110H184ZM191 109V108H190ZM197 109H198V107H197ZM8 110V109H7ZM14 110V109H13ZM148 110V109H147ZM151 110V109H150ZM156 110V109H155ZM154 110V111H155ZM161 109H159V110H156V111H160ZM199 110V109H198ZM212 111H214L213 109H211ZM253 110H255V109H253ZM263 110V109H262ZM2 111V112H3ZM23 111V110H22ZM166 111V110H165ZM172 111V110H171ZM179 111V110H178ZM192 111H196L195 110V108H194V110H192ZM202 111L204 112V111H206V110H203L202 109ZM216 111V114L218 115V112ZM1 112V111H0ZM3 112V114H5ZM29 112V111H28ZM37 112V111H36ZM151 112H152V110H151ZM160 112H163L162 110L160 111ZM170 112V111H169ZM175 112V111H174ZM185 112V113H184ZM215 112V111H214ZM262 112V111H261ZM12 113V112H11ZM39 113H37V115L39 114ZM147 113V112H146ZM154 113V112H153ZM178 113H180V111L178 112ZM193 113V112H192ZM200 114L202 113V112H199ZM199 113H198V111H197V114H194L193 113V115H199ZM221 113V112H220ZM253 113H255V112H253ZM263 113H264V111H263ZM263 113H261V114H263ZM15 114V113H14ZM17 114V113H16ZM35 114V113H34ZM39 114V115H40ZM142 114H144V113H142ZM175 114V113H174ZM177 114V113H176ZM204 114H206V112L205 113H202L201 115L204 117ZM213 114H215V113H213ZM216 114H215V116H216ZM239 114V115H238ZM28 115V114H27ZM42 115V114H41ZM138 116L137 118H136V116ZM164 115H168V114H165L164 113ZM169 115H172V114H169ZM6 116V115H5ZM4 116V117H5ZM29 116H31V118H29ZM145 116V115H144ZM144 116H143V118H144ZM152 116V115H151ZM155 116V115H154ZM173 116V115H172ZM177 116H178V114H177ZM190 117H191V115H189ZM208 116V115H207ZM211 116V114L208 116V118H212V117H210ZM256 116V115H255ZM26 117H28L29 119L26 121V124H24L25 123V121L23 122V120H24V118H26ZM26 117H24L23 119H22V122L19 124V126H15V127H19L18 129L20 130V132L21 133H23V129L25 130V132L28 130V128L29 127H31V126H33V124H37L38 122H39V116L37 117V116H35V115H32V113H31V115H28V116H26ZM43 117V116H42ZM142 117V116H141ZM158 117V116H157ZM163 117V116H162ZM189 117V118H190ZM195 116H193V118H194ZM197 117V116H196ZM195 117V118H196ZM200 117V116H199ZM218 117V116H217ZM219 117H222V115H220ZM224 117V116H223ZM262 117V116H261ZM140 118V117H139ZM142 118V119H143ZM147 118H149V117H147ZM146 118V119H147ZM160 118V117H159ZM159 118H155L154 120H155V122L157 121V119H159ZM167 118V117H166ZM189 118H188V120H189ZM192 118V117H191ZM202 118V117H201ZM229 118V117H228ZM245 119H247L246 117H244ZM250 118H252V117H250ZM258 118V117H257ZM264 118V117H263ZM15 119V118H14ZM41 119V118H40ZM44 119V118H43ZM145 119V118H144ZM151 117L149 118V122L148 123H150L151 122ZM168 119V118H167ZM171 119V118H170ZM175 119H174V116H173V119H172V123H171V121H170V123H171V125L173 124V122L175 121ZM181 119V120H180ZM205 119V118H204ZM213 119V118H212ZM218 119V120H217ZM216 119V121H217V124H218V121H219V118H217ZM254 119V118H253ZM37 120H38V122H37ZM160 120V119H159ZM163 120H164V118H163ZM174 120V121H173ZM213 120H215V119H213ZM221 120V119H220ZM230 120V119H229ZM228 120V121H229ZM234 120V119H233ZM237 120H239V117H238V119ZM242 121H243V119H241ZM255 120H256V117H255ZM262 120V119H261ZM7 121H10L8 124H11V121L12 120H8V118H7ZM7 121H6V124H7ZM43 121H45V120H43ZM145 120H143L142 122H143V124H141V125H145L144 123H147L146 121L144 122ZM152 121H153V118H152ZM166 121V120H165ZM195 121V123L197 122V120H194ZM198 121L200 122V120H199V118H198ZM210 121V120H209ZM212 121V120H211ZM215 121V122H216ZM245 121V120H244ZM260 121V120H259ZM263 121V120H262ZM261 121V122H262ZM35 122H37V123H35ZM154 122V121H153ZM161 122L164 124V121H162L161 120ZM184 122V121H183ZM199 122H198V126H199ZM226 122V121H225ZM230 122V121H229ZM234 122L236 123V121L234 120ZM246 122V121H245ZM253 122H255V121H253ZM5 123V122H4ZM23 123V124H22ZM187 123V122H186ZM195 123L193 124V125H195ZM201 123V122H200ZM214 123V122H213ZM224 123V122H223ZM252 123V122H251ZM256 123V122H255ZM41 125H42V122L40 123ZM139 124V123H138ZM157 124V123H156ZM163 124H162V126H163ZM166 124V123H165ZM175 124H176V122H175ZM178 124V123H177ZM181 124V123H180ZM202 124H205L204 123V121H203V123ZM215 124V123H214ZM261 124V123H260ZM17 125H18V123H17ZM24 125H26L25 127H24ZM39 125V124H38ZM150 125H152L151 123H150ZM155 125V124H154ZM179 125V124H178ZM190 125V124H189ZM196 125H197V123H196ZM210 125V124H209ZM219 125H220V123H219ZM231 125V124H230ZM235 125V124H234ZM237 125H238V123H237ZM258 125H259V123H258ZM262 125V124H261ZM3 126V125H2ZM6 126H8V125H6ZM36 127H37V125H35ZM35 126H33V127H35ZM138 126V125H137ZM148 124H147V128H148ZM158 126L159 127H162V126H160V123H158ZM167 127V129H168V127L170 128L171 126L169 125L168 126V124L166 125ZM173 126V125H172ZM180 126V125H179ZM179 126H177V127H179ZM183 126V125H182ZM188 126V125H187ZM202 126V125H201ZM205 126H207V123H206V125ZM213 126V125H212ZM215 126V125H214ZM247 126H248V124H247ZM250 126V125H249ZM263 127H264V123H263V125H262ZM262 126H257V127H259L258 128V130L260 129V130H264V128L262 127ZM26 127H28L27 129H26ZM35 127V128H36ZM41 127H43V126H41ZM126 127H127V130H126ZM132 127V126H131ZM159 127H157V128H159ZM164 128H165V126H163ZM177 127H171V128H174V130H175V128L177 129ZM189 127V126H188ZM192 127H195V126H192ZM203 127V126H202ZM208 127V126H207ZM211 127V126H210ZM209 127V128H210ZM225 127V126H224ZM253 127V126H252ZM262 127V128H261ZM34 128V129H35ZM133 128V127H132ZM131 128V129H132ZM135 128V127H134ZM137 128V127H136ZM142 128H145V127H142ZM142 128H139V129H142ZM153 128V127H152ZM155 128V127H154ZM157 128H155V129H157ZM165 128V129H166ZM199 128V127H198ZM198 128L197 129H195V130H198ZM201 128V127H200ZM222 128V127H221ZM33 129V128H32ZM121 129V130H120ZM122 129H124L125 131H122ZM189 129V128H188ZM211 129V128H210ZM215 129V128H214ZM219 129V128H218ZM227 129V128H226ZM252 129V128H251ZM36 130V129H35ZM40 131L42 130L41 128L39 129ZM39 130H37V131H39ZM100 130H102V131H100ZM194 130V129H193ZM206 130V129H205ZM220 130V129H219ZM219 130H217L218 132H219ZM43 131V130H42ZM142 131V130H141ZM158 131V130H157ZM169 131H171V129L169 130ZM177 131H179V130H177ZM177 131H172L173 133L174 132H177ZM199 131V130H198ZM210 131V130H209ZM211 131H212V129H211ZM216 131V132H217ZM254 131H256V130H254ZM6 132V131H5ZM36 132V131H35ZM153 132V130L151 129V133ZM163 132H164V130H163ZM166 132H168V131H166ZM194 133L195 131H192L191 130V133ZM203 132V131H202ZM213 132H214V130H213ZM221 132H223L222 130L220 131V133ZM235 132V131H234ZM233 132V133H234ZM257 132V131H256ZM262 132H264V131H262ZM4 133V134H3ZM7 133V135H8V132H6ZM44 133V132H43ZM43 133H41L42 135H43ZM97 133H99V136L97 135ZM136 133V134H135ZM138 133V134H137ZM151 133H148L146 136L145 135H143V137L145 136V138H150L151 140V142H153V141H155L156 143H158L159 141V143L158 144H161V141H165V140H167V139H163L164 137H165V135H166V133H165V135H164V137L161 135V134H159V133H157V132H153V134L154 133H157L155 136H153ZM170 133V132H169ZM170 133V134H172V135H174V136H176L175 134L176 133ZM198 133V132H197ZM210 133V132H209ZM230 133V132H229ZM232 133V132H231ZM259 133H261V131L259 132ZM25 134V133H24ZM40 134V133H39ZM140 134H141V137H139L140 136ZM151 134V135H150ZM169 134V135H170ZM195 134V133H194ZM222 134V133H221ZM221 134H219V135H221ZM224 134V133H223ZM227 134V133H226ZM226 134H224L225 136H227ZM258 134V133H257ZM6 137H5V136ZM22 135V134H21ZM45 135H43V137L45 136ZM137 135H139V136H137ZM159 135H161L163 138H162V140L161 139H159L158 140V138H161V136L159 137ZM172 135H170V137L172 138V140H173V138H174V136H172ZM186 135V134H185ZM214 135V134H213ZM218 135V134H217ZM218 135V136H219ZM253 135V134H252ZM4 136V137H3ZM39 136V135H38ZM37 136V137H38ZM41 136V135H40ZM95 136L97 137V138H95ZM103 136H104V138H103ZM151 136H152V138H154L155 140H153L152 138H151ZM189 136V137H188ZM193 136V135H192ZM200 136V135H199ZM216 136V135H215ZM217 136V137H218ZM225 136H222V137H225ZM257 136V135H256ZM10 137H12V136H10ZM23 137V136H22ZM92 137H94L95 139V142L93 143V145L92 144H88L89 145V147L90 146H92V149H94V150H92L91 148H87L89 151H88V153L87 154H84V155H81V156H79L80 154H81V148L83 149V147H84V145H82L83 143L85 144V146L87 145V143L88 142H90L93 138ZM98 137L100 138L99 139V141L100 140H102V144H103V141H104V139H106V140H108L109 142L106 144V146H103L102 148H98V150L96 149V148H93L94 146L96 147V145H98V144H101V141L98 143V141H97V139H98ZM142 137V141H144L143 139H145V138H143ZM166 137H169L168 135L166 136ZM210 138H211V136H209ZM213 137V136H212ZM6 138V139H5ZM42 138V137H41ZM41 138H39L41 141H37V142H39V143H43L44 141H43V138L41 139ZM89 138H92V139H90V141L88 140ZM103 138V139H102ZM157 138V139H156ZM180 138V137H179ZM184 138H188L187 140L189 141V138H192L190 135H187V137H183V138H181L182 139V141L184 140ZM195 138V137H194ZM197 138V137H196ZM213 138H215V137H213ZM227 138V137H226ZM232 138V137H231ZM254 138V137H253ZM256 138V137H255ZM38 139V138H37ZM38 139V140H39ZM44 139V140H45ZM111 139V140H110ZM217 138H215L214 140H216ZM259 139V138H258ZM257 139V140H258ZM94 140H92V141H94ZM105 140V141H106ZM146 140V139H145ZM153 140V141H152ZM190 140H193V139H190ZM197 140V139H196ZM208 140H211V139H208ZM213 140V139H212ZM219 140V139H218ZM221 140V139H220ZM251 140H253V139H251ZM88 141V142H87ZM104 141V142H105ZM142 141H140V142H142ZM149 141V140H148ZM163 141V142H164ZM194 141V140H193ZM197 141H204V140H197ZM206 141V140H205ZM223 141H225V138H224V140ZM227 141V140H226ZM264 141V140H263ZM262 140H261V142H263ZM97 142V143H96ZM177 142H181V140H177ZM176 142V143H177ZM183 142H185V141H183ZM191 142V141H190ZM189 142V143H190ZM208 143H211L210 141H207ZM217 142V141H216ZM229 142V141H228ZM255 142H257V141H255ZM254 142V143H255ZM39 143H37V145H38V147H39ZM138 143V146H136V147H139V145H140V148H141V145L142 144H144V143H140L139 144V142H137ZM178 143V145H179V147L181 146V144L182 145H184V146H182V149L183 148H187V147H189L190 145H192V144H189L187 141L185 142V143H182L181 142V144H179ZM193 144L195 143V142H192ZM197 143V142H196ZM214 143H215V141H214ZM223 143V142H222ZM227 143V142H226ZM32 144V143H31ZM131 144V145H130ZM148 146H150L151 144H153V143H146ZM164 144V143H163ZM161 145V146H165V145ZM165 144H166V146H167V143H166V141H165ZM187 144H189V145H187ZM216 144V143H215ZM215 144H213V146L215 145ZM228 144V143H227ZM36 145V146H37ZM80 145H81V147H80ZM87 145V146H88ZM103 145H105V144H103ZM174 145H176L175 147H174ZM187 145V146H186ZM195 145V144H194ZM205 144L203 143V145L202 146H204ZM263 145V144H262ZM19 146V147H18ZM43 146V147H44ZM55 146V147H54ZM57 146V147H56ZM59 146V147H58ZM73 146H79V147H74V149H72L73 148ZM83 146V147H82ZM144 146V145H143ZM154 146H157V144L155 145L154 144ZM193 146V145H192ZM198 146L199 145H195V146H193V147H197L198 148ZM207 146H208V144H207ZM210 146V145H209ZM222 146H226V144H224V145H222ZM232 146V145H231ZM261 146V145H260ZM53 147H54V149H53ZM70 147V148H69ZM72 147V148H71ZM99 147V146H98ZM126 147V148H125ZM135 147V146H134ZM135 147V148H136ZM178 147V146H177ZM19 148V152H18V149ZM26 148V147H25ZM29 148V147H28ZM125 148V149H124ZM145 148V147H144ZM158 148H159V145H158ZM161 148V147H160ZM194 148V149H195ZM210 148V147H209ZM213 148V147H212ZM233 148V147H232ZM231 148V149H232ZM76 149V150H75ZM96 149V150H95ZM124 149V151H122ZM137 149V148H136ZM157 149V148H156ZM173 149H175V150H173ZM180 149H181V147H180ZM188 149H190V148H187V150L185 149L184 151H186V152H188ZM191 149H192V147H191ZM201 148L199 147V149L198 150H200ZM203 149H207V151H209V149L207 148V147H203ZM202 149V150H203ZM216 149V148H215ZM77 150H80L79 151V154H78V151ZM159 150H161V149H159ZM163 150V149H162ZM171 150V151H170ZM173 150V151H172ZM210 150H211V148H210ZM214 150V149H213ZM218 150V149H217ZM223 150V149H222ZM221 150V151H222ZM227 150H228V147H227ZM230 150V149H229ZM75 151H77V152H75ZM121 151L122 152H124V154L123 153H121ZM153 151V150H152ZM151 151V153H153ZM180 151V150H179ZM182 151L183 150H181L180 151V153L182 154ZM206 151V150H205ZM205 151H204V153H205ZM221 151H219V152H221ZM255 151V150H254ZM17 152L19 153V154H17ZM77 153L78 155H76L77 156V158H79V159H77V160H72V159H70L71 158V156H69L70 155V153ZM136 152V151H135ZM162 152V151H161ZM176 152V151H175ZM178 152V151H177ZM185 152V153H186ZM201 152V151H200ZM229 152V151H228ZM72 153V154H73ZM127 153V154H126ZM143 153V152H142ZM199 153V152H198ZM213 152H211V154H212ZM230 153V152H229ZM255 153V152H254ZM133 154H134V152H133ZM132 154V155H133ZM156 154V153H155ZM160 153H158V155H159ZM164 154H166V151H164ZM179 154V152L176 154V155H178ZM183 154H184V152H183ZM193 154V153H192ZM202 154V152L200 153V155ZM214 155L216 154V151H215V153H213ZM221 154V153H220ZM226 154H228V153H226ZM252 154V153H251ZM66 155H68L70 158H68V156H66ZM74 156H75V154H73ZM72 155V156H73ZM152 155V154H151ZM170 155H172V154H170ZM180 155V154H179ZM178 155V156H179ZM186 156H187V153L185 154ZM195 155V154H194ZM206 155H207V153H206ZM208 155H209V153H208ZM79 156V157H78ZM136 156V155H135ZM155 156V155H154ZM164 155L162 154L161 155V157L159 156V160H157V161H161V158L163 157ZM175 156V155H174ZM177 156V157H178ZM197 156V155H196ZM199 156V155H198ZM213 156V155H212ZM220 157H221V155H219ZM218 156V157H219ZM223 156H225L224 154H223ZM49 157H51L50 155H49ZM61 157V158H60ZM177 157L175 156V158H174V160L175 159H177ZM201 158H202V155L200 156ZM211 157V156H210ZM230 156H228V158H229ZM233 157V156H232ZM231 157V158H232ZM261 157V156H260ZM41 158V159H40ZM170 158H172V160L170 161ZM178 158H180V156L178 157ZM199 158V157H198ZM204 158V157H203ZM215 158V157H214ZM226 158V157H225ZM239 158V157H238ZM237 158V159H238ZM34 159H38L39 161H37V162H33V160ZM149 159H151V158H148V161H149ZM163 159V158H162ZM185 159V158H184ZM184 159H181V160H184ZM205 159H206V156H205ZM208 159V158H207ZM220 159V158H219ZM244 159V158H243ZM102 160V161H101ZM128 160V161H127ZM135 160V163L133 162ZM136 160H137V162H136ZM163 160H165V161H167L168 159H167V157H166V159H163ZM173 160V161H174ZM187 159H185V161H186ZM196 160V159H195ZM204 161V159H201V161ZM218 160V159H217ZM225 160V162L226 161H228V160H226V159H223V161ZM151 161V160H150ZM149 161V162H150ZM176 161V160H175ZM177 161H180V160H177ZM176 161V163H179V165L181 166V163L182 162H177ZM200 161V160H199ZM222 161V162H223ZM236 162V161H235ZM234 162V160L232 161H230V162H226V163H228V165L227 166H229V167H235L237 164ZM152 163V162H151ZM186 163H187V161H186ZM197 163V162H196ZM150 164V163H149ZM152 164V165H153ZM184 164V163H183ZM189 164V163H188ZM187 164V165H188ZM208 164V163H207ZM88 166V168H89V170L91 169V173H89V171H88V168L87 167H85V168H87V172H85L86 170H83L82 169V167L83 166ZM91 165H93V166H95L96 168H98V170H96V168L94 169ZM151 165V164H150ZM186 164H184V165H182L181 166V168L183 167L184 168V166H185ZM186 165V166H187ZM218 165V164H217ZM92 167V168H90V167ZM179 166V167H180ZM185 166V170H186V168H188V167H190V166H187L186 167ZM202 166V165H201ZM153 167H155V166H153ZM194 167V166H193ZM196 167H197V169H198V172L196 171L195 173L198 175V174H201V172L203 171H208L209 172V166L207 167V165H206V167L204 166V167H200V165L199 166H197L196 165ZM216 167H218V166H216ZM213 168V169H212ZM215 168V166L214 167H211V170L210 171H216V170H218V169H214ZM222 168V167H221ZM232 168V169H233ZM237 168V167H236ZM236 168H234V169H236ZM92 169H94V170H92ZM164 169V168H163ZM175 169V170H176ZM179 169V168H178ZM177 169V170H178ZM182 170H184V169H182ZM182 170H180V172L182 171ZM219 170H221V169H219ZM223 170V169H222ZM224 171V170H223ZM96 172V173H95ZM129 172H132V173H130L129 174ZM179 172V173H180ZM211 172V173H212ZM191 173V174H190ZM194 173V174H195ZM216 173H217V171H216ZM222 173V172H221ZM224 173V172H223ZM93 174L95 175V176H93ZM181 174V173H180ZM181 174V175H182ZM214 173H212V175H213ZM62 175H68V178L69 177H71L72 175H74L75 176V178H76V181H71V182H69L64 176H62ZM89 175V176H88ZM90 175H92V178H91V176ZM129 175H131V177L129 176ZM186 175V176H185ZM196 175V176H197ZM211 174L209 173V176H210ZM216 175V174H215ZM214 175V176H215ZM225 175V174H224ZM223 175V176H224ZM133 176V177H132ZM199 176V175H198ZM201 176V175H200ZM213 176V177H214ZM220 176V175H219ZM90 177V178H89ZM203 177H205V176H203ZM217 176H215V178H216ZM229 177V176H228ZM160 178L161 179H163V180H165V178H166V180H168V181H165V182H167V183H169L172 187V189L170 188V185L169 184H167L169 187H167L166 185H163V184H161V182H160ZM192 178V177H191ZM202 178V177H201ZM211 178H212V176H211ZM126 179V180H125ZM179 179V180H178ZM189 179V178H188ZM203 179V178H202ZM96 180V181H95ZM126 181V182H123V181ZM133 180V181H132ZM170 180H173V182H175V183H170ZM177 180V181H176ZM187 180V179H186ZM191 180V179H190ZM66 181H68L69 182V185L68 186H65V182ZM105 182V183H102V182ZM132 181V182H131ZM179 181V182H178ZM182 181V180H181ZM195 181H196V183H195ZM214 180H212V182H213ZM216 182H215V184L219 181H217V178H216V180H215ZM120 182V183H121ZM129 182H130V184H129ZM164 182V183H165ZM214 183V182H213ZM212 183V184H213ZM219 183V182H218ZM128 184V185H127ZM102 185H104V186H102ZM117 186V185H116ZM112 187V188H111ZM120 187V186H119ZM119 187H117L118 188V190H119ZM203 187V186H202ZM97 188V189H98ZM69 189H71V190H69ZM100 189V188H99ZM208 189V188H207ZM226 190H227V188H225ZM95 192H94V191ZM169 191V192H168ZM203 191H204V189H203ZM205 191H207L206 190V188H205ZM231 191V190H230ZM229 191V192H230ZM89 192L91 193V194H89ZM129 192H130V195H129ZM88 193V194H87ZM116 193H119V195H124L125 196V198L123 197L122 199L120 198V197H122V196H120V197H117L119 200V203H118V201H116V199H115V196H117L116 195ZM121 193V194H120ZM171 193H173V194H171ZM96 194H98V193H96ZM95 194V195H96ZM100 194V193H99ZM98 194V195H99ZM204 194V193H203ZM98 195H96V198H98L99 199V201H100V197H98ZM206 195V193L204 194V196ZM231 195V194H230ZM229 195V196H230ZM108 196V195H107ZM207 196V195H206ZM225 196H227V194L225 195ZM95 197V196H94ZM102 197V200H104V198ZM188 197H191V200H189L188 199ZM203 197V196H202ZM156 198H159V199H156ZM197 198H198V200H197ZM227 198V197H226ZM78 199V198H77ZM98 199H97V201H98ZM194 199V200H193ZM228 199V198H227ZM234 199V198H233ZM100 201V203L102 204V206L101 207H104L105 206V210H104V208H101V209H103L101 212H102V214H103V211L106 213V206L107 205H105V203H103V201ZM124 200V202H123V204H121V205H119L120 204V201H123ZM162 200H164V201H162ZM205 200H206V198H205ZM230 200V199H229ZM104 201V202H105ZM128 203V204H124V203H126V202ZM137 201V200H136ZM193 201H196V202H193ZM198 201V202H199ZM204 201V200H203ZM207 201V200H206ZM234 201H235V199H234ZM166 202V203H165ZM197 202V203H198ZM100 203H98V205H101ZM108 203V202H107ZM233 203H235V202H233ZM103 204H104V206H103ZM165 204V205H164ZM202 204V203H201ZM108 205L109 206H111V204H109L108 203ZM199 205V204H198ZM113 206V207H114ZM196 205H194V208H197V207H195ZM113 207H111V208H113ZM154 207V206H153ZM202 207V206H201ZM107 209H108V207H107ZM199 209V208H198ZM80 211L81 210V212H77V211ZM188 210L189 211H191V212H189L188 213ZM200 211H202L201 209H199ZM101 212H100V214H101ZM114 212V213H115ZM78 213H81V214H78ZM99 213V212H98ZM98 213H93V214H97L98 215ZM104 213V214H105ZM198 213V212H197ZM99 214V215H100ZM194 214V213H193ZM192 214V215H193ZM79 215H80V217H82L81 219L79 218ZM98 215V216H99ZM106 215V216H105ZM105 215H103V216H101V218H102V220H103V218H104V216L105 217H107V214H105ZM115 215V214H114ZM201 215V214H200ZM96 216V215H95ZM98 216H96V218L98 217ZM85 218V221L87 222L86 224H88L89 225V227L90 226H92V229H91V227L89 228L88 226H86V224L85 223H82V220ZM91 218H92V214H91V216H90ZM95 218V217H94ZM101 218H100V216H99V219L100 220H95V222L97 221V223L99 224L100 222H101ZM152 218V219H151ZM200 218V217H199ZM78 219H80V220H78ZM149 219H151V220H149ZM192 219H194V218H192ZM196 219V218H195ZM197 219H198V217H197ZM91 220V219H90ZM78 221H80V224L78 223ZM91 221H93V220H91ZM99 221V222H98ZM198 221V220H197ZM195 222V221H194ZM94 223V222H93ZM92 222H91V224H93ZM188 223L186 224V225H188ZM81 224H85V226L84 225H81ZM81 225V226H80ZM117 225V226H116ZM129 225H131L130 223H128V225H126L125 226V229H127L128 228V226ZM137 225V226H136ZM82 226H84V227H88L89 229H91V231L89 230V231H86L85 232V230L83 229V227ZM135 226H136V228H135ZM183 226V227H184ZM79 227L81 228L82 227V229H83V231H81L82 233H83V235H81L82 233H80V235L82 236L81 238H80V240L78 239L79 238V235H78V233H79ZM96 227H97V225H96ZM137 227H139V229L137 230ZM186 227V226H185ZM94 228V229H93ZM107 228V229H106ZM105 229L106 230H108L109 228H108V225H107V227H106ZM118 228H120V229H118ZM123 228H124V226H123ZM81 229V230H82ZM98 229V228H97ZM118 229V230H117ZM88 230V229H87ZM96 230V232L95 233H93L94 231ZM166 230V231H167ZM122 232V231H121ZM120 232V233H121ZM127 232V231H126ZM125 232V233H126ZM210 232V231H209ZM37 233H39V234H37ZM89 233H92V234H89ZM103 233V234H102ZM116 233H118V235H116ZM85 234V235H84ZM100 234H102V235H100ZM129 234V233H128ZM158 234L160 235V232H158ZM161 234H164V231H162V233ZM157 235V234H156ZM159 235H158V237H159ZM85 236V237H84ZM130 236V235H129ZM131 236V237H132ZM161 236V235H160ZM75 237H77L76 239L78 240V241H75L76 239H75ZM115 237V238H116ZM128 237V236H127ZM134 237V236H133ZM138 237V238H139ZM156 237V236H155ZM211 237V236H210ZM153 238V237H152ZM157 238V237H156ZM40 239V240H39ZM134 239V238H133ZM137 239V238H136ZM212 239H215V241L217 240L216 238H215V236H214V238H212ZM82 240H85L86 242H81ZM109 241V242H107V241ZM112 241V244H113V240L114 239H111ZM128 240V239H127ZM130 240V239H129ZM128 240V241H129ZM149 240H150V242H149ZM106 241V242H105ZM117 241H118V243H119V240L118 239H116V241L114 240V242L115 243H117ZM131 241V240H130ZM144 241V242H143ZM153 241V240H152ZM214 241V242H215ZM218 241V240H217ZM133 242V241H132ZM135 242V241H134ZM137 242V241H136ZM104 243H106V244H104ZM120 243H122V242H120ZM128 242H126V244H127ZM140 243H137L138 244V246H135V247H139V245H140ZM216 243V242H215ZM218 243H222L221 241H218L216 244H218ZM103 244L106 246H104L105 248L103 249ZM126 244H124L125 246H126ZM110 245H111V243H110ZM115 245H117V244H115ZM128 245V244H127ZM130 245H131V243H130ZM130 245L129 246H126V248L127 249H129L130 250ZM135 245V244H134ZM133 244L131 245V247L133 248V246H134ZM113 246V245H112ZM111 246V247H112ZM124 246V247H125ZM109 247V246H108ZM145 247V246H144ZM112 248H114V247H112ZM118 247H116V249H117ZM125 248V249H126ZM106 249V251H104ZM136 249V248H135ZM128 250V251H129ZM137 250V249H136ZM135 250V251H136ZM126 252V251H125ZM124 252V253H125ZM129 252H134V250L132 249V250H130ZM137 252V251H136ZM108 255H107V254ZM116 253H118V252H116ZM120 253V252H119ZM121 254V253H120ZM132 254V253H131ZM131 254H130V260L133 258V259H136V258H134V256L133 257H131ZM134 254H135V252H134ZM113 255V256H112ZM126 256V255H125ZM129 256V255H128ZM128 256H126V257H128ZM112 257H114V258H112ZM98 258L100 259V256H98ZM101 258H102V255H101ZM119 258V257H118ZM124 258V257H123ZM123 258H122V260H123ZM112 259V260H111ZM115 259V260H114ZM124 259H127V261L128 262H130L129 260H128V258H124ZM101 260V262L102 261H105V260H102V259H100ZM100 260H99V263H98V261H97V259H96V264H101L100 263ZM106 260H108V259H106ZM111 260V261H110ZM141 260V259H140ZM139 260V263L140 262H142V261H140ZM118 261V260H117ZM124 261V260H123ZM120 262L119 264H121V263H124V262ZM134 262H135V260H133ZM119 262V261H118ZM133 262V264H135ZM144 262V261H143ZM104 263V262H103ZM131 263H132V260H131ZM147 263V262H146ZM111 264V263H110ZM143 264V263H142ZM152 264V263H151Z\"/></svg>",
	"mask_w": 264,
	"mask_h": 264
},
{
	"label": "rangeland",
	"instance_id": "2",
	"mask_svg": "<svg viewBox=\"0 0 264 264\" xmlns=\"http://www.w3.org/2000/svg\"><path fill=\"white\" fill-rule=\"evenodd\" d=\"M72 0H70V1H68L67 3H68V5H70V8H72L73 6H78V10H79V6H82V3H83V6L84 7H81L82 9H80V10H83L84 12L86 11L87 13H88V10H89V16H90V13H91V11H92V14H93V16H92V14H91V16L93 17V18H91V17H89L88 15L85 17L84 16V19H82V21H81V18H80V23H74L75 21L77 22V20H73V21H71L72 23H70V24H73L72 26H71V28L69 29V30H67V33L69 34V36L68 37H70V39H71V41H70V43H72V45L73 46H77V44L76 43H78L79 44V41H78V39L76 38V37H78L77 35H83V36H79V37H84L85 39H82V38H79V40L81 39V42L84 44V46H83V48H82V50L79 52L78 50H80L79 48L77 49V47H75V49L78 51H76V55L75 56H73L72 54V56L74 57H72L71 55V58H68L69 60L68 61H66L67 60V57H69V56H66V54H64L65 53V50H66V48H64V53H58V51H60V52H62V46H61V50H60V48H59V50L58 49H55V53H54V55L53 54H51V59H53V58H55L56 60H55V63H56V65H55V63H54V72H52L51 73V76H49V78H51V79H49V81H48V84L49 85H47V83H46V85H43V88H42V91L40 92V94L36 97V98H34V99H32L33 98V96H35V95H33V96H31V99L30 98H27V100L26 99H21V100H17L16 101V103L13 105L12 104V109H9V107H4L3 106V108H6V109H4L5 111H6V113L3 111V110H0L1 112H0V122H1V124L3 125H1V128L3 129V131H4V133H5V135L7 136V137H9V139L10 140H14V139H16L17 141H11L12 143H14V144H16V145H20V146H25L24 147V149L25 150H27V149H29L28 150V152L26 151V152H24L23 151V149H21L20 151H21V153L23 152V154H25L26 153V155H27V153L28 154H30V156H37L38 154L41 156V157H44V159H42L41 161L43 162L44 161V163H42L43 165H42V169H52V170H54L55 168H53L52 166H50L49 164V160L48 159H50V160H52V159H54L55 161H56V164H58L59 166H60V164H59V162L60 161H58L59 160V153H52L51 154V151L52 150H50L52 147L49 145V147H45L46 146V144H47V146H48V143H46L45 144V142H46V133H45V131H49V129L48 130H46L45 129V127H44V125H45V123L47 122L46 121V118H47V116L45 115V113H47L49 110H51V108H52V106H53V104L52 103H54V102H56V101H60V100H63V99H65L64 97H67L68 96V92L66 93L65 91H67V90H70L71 92H72V89L73 88H78L79 86L80 87H82L81 89H84V90H86V88H88V86H89V88L87 89L88 91H84L85 93H88V92H90L92 89L95 91V90H97V92L96 93H99L100 95L99 96H101V97H108V95H109V97H111V95H114V97L115 96H117V95H120L121 93L123 94V92H124V88H125V92H127V91H129L128 89H130V91L128 92V93H130V94H132V92H133V95H132V97H134V98H136V100L138 99V101L140 100V99H143V98H145L144 100L145 101H147V102H149L148 104H150V102H151V106H147V108H146V110H144L142 113H144V114H142V113H138V116L140 117H138V116H136V118H137V121H136V119L134 118V120H129V122H130V126L129 125H127L128 127H130V128H128V130L130 129V131L131 130H137V131H140V132H143V133H145L144 131H146V134H142V137H143V135H147L148 133H151V129L153 130V132H157V133H159V134H161L163 137H164V135H165V133H166V135H165V137L163 138L161 135H159V137L161 136V138H158V140L159 139H161L162 140V138L163 139H167V140H165L166 141V143H167V146H166V144H165V141L163 142V141H161V144H158V143H156L155 141H153V140H155L154 138H152V136H151V138L153 139L152 141L153 142H151L150 140V138H145V136L143 137V138H145V139H143L144 141H142V137H141V134H140V136L139 135H137V136H139V137H141L140 138V140L139 141H136V140H138L137 139V137H136V139L134 140L135 141V143L137 144V145H134V143L132 142L131 144H132V147H133V150H130L131 149V147H125L126 148V151H128V152H131L130 154H128L127 155V159L130 161H132L134 158H138L137 160L139 161V159L140 160H144V159H146V160H144V162H148V164L146 163V165H149V167H151L152 166V168H156V166H157V169H159L160 168V166H161V168H162V166H163V168H162V170H164V171H166L167 172V170H168V168H169V170H168V172H170V170H171V172H172V175H171V173H170V176H174V175H176L175 177H180L179 179H181V180H179L180 181V184H188V182L190 183V185H192V180H196V179H194V176L197 178V184H198V182H199V185H200V183L202 184L201 185V187L199 186V190H200V188H201V191H202V196L201 197H199L200 199H202V201H199L198 200V198H197V200L199 201H193V202H196V203H194L193 204V206H191V208L193 207V209H189V210H193V215L191 214V216H192V218H194V219H192L191 217H190V219H191V222H190V220H189V223H188V221H187V223H188V225H186L187 223L185 222V226L184 225H182L181 226V228L180 227H175V228H169V230H159L158 229V232H160V235L158 234V232L155 234V236L157 237H155V236H152V237H150L151 238V243H149V245H146L147 243H148V241H147V239H149V238H146L145 239V241H146V244L145 243H140V242H138L139 241V239L141 238V237H139V236H135V235H131V234H133L131 231H130V229H131V226H132V228H134V222H133V218H131V219H128L127 220V222L128 223H130L131 225H129L128 226V228L127 229H125V226L126 225H128V223L127 224H125V222H122V221H120V218H119V216H116L118 213V211L117 212H115L117 209H115V206L113 205V203H112V201H110L111 199H113L111 196H113V195H109V194H105V193H107V191H109V190H112V189H109L110 188V185H112V184H114L115 182H118V184L116 183V185L114 186V191H116L117 190V192H123L122 194H125L126 192H124V191H122L120 188H125V187H123L124 186V183H122L120 180L119 181H113L114 183H112V181H111V183H107V181L109 182L110 180H107L106 181V183L105 182H102V183H105V184H109V186H108V189H107V185L105 186V187H99L98 188V186L99 185H101L100 183H98V181H96L97 183H96V185L97 186H95V182H93V180H91V185H93L94 187L93 188H96V190H97V192H95L94 190V192H95V194L96 193H100L99 195L98 194H96V195H98V197H100L101 196V194L102 193H104V191L102 192V188H104V190H105V188L107 189V191L103 194L104 196H106V198H108L109 196L111 197H109L110 198V200L109 199H107V202L109 203V204H111V206H109L108 205V203L105 201L106 199L103 197V195L100 197V201L102 200V197L104 198V200H102L103 201V203H105V205H107L106 206V213L103 211V214H102V210L103 209H101V208H104V210H105V206H104V204H103V206L104 207H101L102 206V204L100 203V201H99V199L98 198H96V195L94 194H92V195H89L88 197H86V196H83L84 197V199H80V198H82V195H80V194H75L74 196H75V200H76V202H77V207H79L83 212H81V210L79 211H77V212H81L82 213V216H84L85 217V215H87V214H85V213H90V216H91V214H92V218L90 217V216H86V217H88L87 219H86V221L89 223V225H92L98 232H103L102 231V227L103 226H105L106 224L105 223H107L108 222V220L110 219L111 221L112 220H114L113 222H118L119 223V227L121 228H118V229H120L119 231L121 232H119V235H120V239L118 238V237H116V236H113V234H114V232H117V231H115V228H113V227H115V226H110L109 224H113V222H109V223H107V225H108V230H106L107 228V225H106V227H104L103 228V230H104V232H106L105 234H103L104 236H107V233L109 232V230L110 229H112L110 232H113V234L112 235H109L110 236V238H108L107 240H109L110 241V243H111V245H110V243H109V247L107 246H105L104 244H106V243H104L103 244V249L106 247L107 249L108 248H110V249H112V251L114 250V253L112 252V251H110V249H108L109 251L108 252H110L109 254H112L113 253V255L114 256H118L117 258H115L114 260H115V263L117 262V264H119L120 262H122L123 260L125 261H123L124 263H121V264H133V260H135V264H264V132H262V131H264L263 129L262 130H258V128L259 127H257V126H262L263 125V123H264V113H263V111H264V103L262 102V101H264V92L263 91H261V90H259L258 91V93L256 92L255 94L256 95H254L255 97H256V99H261V105L263 106H261V109H258V111L259 112H257V109L256 108H253V109H255V110H253L252 109V111L253 112H255V113H253V112H251L252 113V115H246V116H241V115H239V116H234V114L235 113H231V114H233V116H232V118H231V116H225L224 114H222V113H224L223 111H220L219 110V112L217 111L218 110V103L217 102H215V103H217V106H216V104L214 103V104H212L214 101H217L218 99H220L218 102L220 103V101H221V99L223 98V94L222 93H225V94H229V95H231L233 98H235L236 96H238V97H242V98H244V94H247V93H249L248 91V85L250 84L252 87L253 86H255L256 85V81L258 82V80L259 81H262V82H264V80L263 79H261L260 77H261V73L260 72H262V71H260V69L261 70H263L264 71V65H259V63L257 62L256 64L258 65V67H257V65H255V62L253 61V62H251L252 60H248V55H249V53L251 52V51H254L255 50V52H257V50L256 49H258V47H260L259 49H258V51L260 52V53H264L263 51H264V45H262L263 44V42H264V18H262L263 16H264V0H242V6H240V3H241V0H227L228 2H227V4H226V6H224L225 4L223 3V5H221L220 3L218 4L217 2L215 3V4H218L217 6H219V8L213 3V1L215 2V0H210V1H206V0H204V3H206L205 5H204V3L202 2V3H199L198 1H203V0H195V5H196V7L198 8L199 6L201 7V9H200V7H199V11H201V14H200V12L196 9V7H195V5L193 4L192 5V1H190V0H188V4H186V6L187 5H189V3H190V5L191 6H189L188 8H189V10H190V7H195V11H193L194 9L193 8H191V9H193V10H191V11H193V13L194 12H196V13H192L191 11H188V8H186V6L184 7L183 5L181 6V7H179V4H180V0H171V2L173 1V3H170V5L172 4V6L177 2V4H176V6L175 7H173L174 8V10H173V8L169 5V3L166 5V7L164 8V6H165V4H163L162 2L164 1V3H165V0H158V1H160L159 2V5L161 4V5H163V8H162V11H159V10H156V12H158V14H160V15H164V13H165V15L167 16V18H166V16H163V18H162V16H159L160 18H159V21H155V20H150L149 19V17L151 18V19H153L152 18V16H153V14H154V12L155 11H151V13H149V11H148V9L147 8H150V4H153V5H158V1H156L157 2V4H154V3H156V2H154L153 3V1L154 0H152V3H151V0H135L133 3H132V0L130 1V0H125L124 2H123V0H121V1H110V0H92L93 2H91L90 0H82L81 2H80V4L79 5H74L73 4V2H71ZM91 2V3H88V2ZM96 1V2H95ZM103 1H104V3H103ZM107 1V2H106ZM167 1V0H166ZM169 1V0H168ZM178 1H179V4H178ZM182 1H184V2H186V0H182ZM194 1V0H193ZM196 1H197V3H199V5H197V3H196ZM225 0H223L222 2H224ZM229 1L230 2H233V3H230L229 4ZM260 2V4H258L259 2ZM69 2H71L72 4H73V6H71L72 4H70ZM118 2V3H117ZM126 2H127V5H126ZM141 2V3H140ZM149 2V3H148ZM175 2V3H174ZM207 2H210L212 5H211V7H209V5L207 6ZM226 2V1H225ZM262 2V3H261ZM85 3H86V7H85ZM110 3H111V5H110ZM115 3H117V4H115ZM123 3H125V5H124V7H123ZM134 3H136V4H134ZM137 3H138V6H140V8H138V6H137ZM140 3V4H139ZM146 3V4H145ZM183 3V2H182ZM181 3V4H182ZM238 3V5H236ZM245 3V4H244ZM52 4V3H51ZM109 6H111V7H109L108 8V5ZM112 4H115L114 6H115V8H113L114 6L112 5ZM133 4H134V6H133ZM142 4V5H141ZM143 4H144V6H143ZM185 4V3H184ZM231 4H232V6H231ZM246 4H247V6H246ZM249 4V5H248ZM256 4V5H255ZM88 5H90L89 7H87ZM97 5L99 6V7H97ZM106 5V6H105ZM118 5V6H117ZM124 8H122L121 9V6ZM129 5V6H128ZM148 5V6H147ZM169 5V6H168ZM178 5V6H177ZM204 6L205 7V9L206 8H208V11L210 12V13H212L213 12V9H214V12L215 13H212V15L210 14V13H208V14H210V16H208L207 14H206V12L204 11L205 9H204V7H202V6ZM234 5V6H233ZM235 5L237 6L236 7V9H235ZM119 7L120 6V8H117V7ZM127 6V8H126V10H125V7ZM147 6V7H146ZM216 8H215V7ZM222 6V7H221ZM243 6L245 7V8H243ZM68 7V6H67ZM92 7H97V10H98V8H99V10L102 12H100L99 10L97 11V13L98 12H100V14H96V16H94V14H95V11L93 12V10L94 9H96V8H94L93 10H92ZM106 7V8H105ZM128 7H129V9H128ZM131 7V8H130ZM143 7H145V9L143 8ZM160 7H162V6H160ZM172 8V10L171 9H169V8ZM179 7V9H181L182 11L181 12H177L178 10H176L177 8ZM184 7V8H183ZM213 7V8H212ZM234 7V8H233ZM241 9H240V8ZM263 7V8H262ZM77 7H75V9H76ZM111 8H113V10L111 9ZM136 8V12L135 11H133V9H135ZM138 8V9H137ZM176 8V9H175ZM212 8V9H211ZM220 8H222V9H220ZM237 8H238V10H237ZM245 9L244 11H243V9ZM101 9H103V10H101ZM113 12V13H111V11ZM128 9V10H127ZM143 9L145 10V11H143ZM160 9V8H159ZM183 9H185V13L187 12V14H185L184 13V10ZM216 9V10H215ZM106 10V11H105ZM118 10V11H117ZM138 10V11H137ZM140 10H141V13H144L145 12V14L147 15L148 14V20L149 21H146L145 22V19H144V21L143 20H140V18H141V16H144L145 14H143V15H141V13H140ZM187 10V11H186ZM220 10V11H219ZM226 10V11H225ZM242 10V12L244 13H241V12H239V11H241ZM82 11V12H83ZM124 11H125V13H124ZM131 11V12H130ZM166 11V12H165ZM170 11V12H169ZM176 11V12H175ZM180 11V10H179ZM197 11L199 12L198 13V16H197ZM205 12V13H203V12ZM236 11L238 12L237 14H236ZM252 11V12H251ZM81 12V13H82ZM103 12L106 14H104V17H102V14H103ZM109 12V13H108ZM117 12H118V14H117ZM121 12H122V14H121ZM129 12H130V15H129ZM155 12V14H157ZM221 12V14H219ZM228 12V13H227ZM259 12H260V14H261V12H262V14H263V16H261L260 14H259ZM116 15H118V16H115V14ZM120 13V14H119ZM128 13V14H127ZM133 13V14H132ZM138 13H140V14H137ZM153 13V14H152ZM171 14L170 15V19L168 18V16H169V14ZM176 13H178V16H179V18L181 19V20H178L179 18H178V16H177V14ZM182 13V14H181ZM190 15H189V14ZM227 13V14H226ZM232 13H233V16L235 17V16H239L238 17V21H236V19H237V17H233L232 16ZM127 15V16H125V15ZM131 14H132V16H131ZM134 14H135V17H137V18H135L134 17ZM152 14V15H151ZM157 14V15H158ZM173 14V15H172ZM179 14H181V16L179 15ZM203 14H206L205 15V18H204V15ZM242 14V15H241ZM246 14V15H245ZM259 14V15H258ZM99 15H100V17L101 18H99ZM111 15V16H110ZM113 15V16H112ZM121 15V16H120ZM146 15L144 16V17H146ZM149 15H151V16H149ZM176 15V16H175ZM196 15V16H195ZM201 15H202V17L204 18V21H200V20H202V17H201ZM215 15H216V17L217 18H219V19H216V17H215ZM227 15H229V16H227ZM232 17H231V16ZM257 15V16H256ZM82 16V15H81ZM115 16V17H114ZM134 17L135 18V20H133L132 18H129V17ZM185 16V17H184ZM199 16H200V19H199ZM212 16V17H211ZM221 16V17H220ZM224 16V17H223ZM225 16H226V19L227 20H224V18H225ZM244 17V19H243V17ZM260 16H261V18H260ZM110 17V18H109ZM112 17V18H111ZM123 17V18H122ZM125 17V18H124ZM146 17V18H147ZM154 17V16H153ZM156 17V16H155ZM175 17V18H174ZM198 18V19H196V18ZM254 17V18H253ZM83 18V17H82ZM98 18V19H97ZM105 19V20H107L106 22H105V20L104 21H102L103 19ZM121 18V19H120ZM126 18L128 19V21H131L130 22V24H129V22L128 21H126ZM173 18H174V20H173ZM184 18H188V19H186V20H188V21H186ZM193 18V19H192ZM207 18V19H206ZM234 18V19H233ZM242 20H241V19ZM247 18V19H246ZM252 18H253V21L254 22H257V23H251L252 22ZM86 19H89V20H86ZM97 19V21H95ZM109 19L111 20V21H109ZM114 19H117L118 20V22L116 23V20H114ZM155 19V18H154ZM166 19V21H165V23H167V25L168 24H170V25H168L169 26V28L167 27V26H165V28H166V30L164 29V35H163V33L162 32H160V31H163L162 30V28H163V26L164 25H166L165 23L163 24V26H159V25H161V24H159V23H161V21L162 22H164V20ZM169 19V20H168ZM206 19V20H205ZM213 19V21H214V23L215 24H213V23H211L210 24V22H213V21H211ZM177 20V21H176ZM190 20V21H189ZM192 20V21H191ZM197 20V21H196ZM217 20H219V21H217ZM233 20H235V21H233ZM241 20V21H240ZM246 20V21H245ZM249 20V21H248ZM259 20H263V22L262 21H259ZM83 21H86V22H83ZM90 22V24H91V26H90V24H88L89 22ZM101 23H100V22ZM125 21V22H124ZM153 22V25H151L152 23L151 22ZM155 21V22H154ZM169 21L171 22V23H169ZM180 21V22H179ZM185 23L184 25H183V22ZM199 21H200V23H199ZM222 21V22H221ZM225 21V22H224ZM231 21H233V23H231ZM245 21V23L247 24L248 23V26L250 25L251 27H253V28H251L250 26L248 27V26H246V24L245 23H243L242 24V22H244ZM102 22L104 23V24H102ZM120 22V23H119ZM142 22H144V23H142ZM150 22V23H149ZM172 22H173V24H172ZM178 22V23H177ZM188 22L190 23V24H188ZM240 22V23H239ZM260 22H262L263 23V25L260 23ZM81 23H82V25H84V27H85V25L86 26H88V27H85V28H87V30L90 28V27H92V29L90 28L89 29V31H90V35H88L89 33H86V31L87 30H83V28L84 27H81V26H79V24L81 25ZM86 23V24H85ZM93 23H94V25H93ZM109 23V24H108ZM114 23V24H113ZM116 23V24H115ZM118 23H119V25H118ZM146 23V24H145ZM175 23H177L176 24V27H179V28H182V29H179V28H177V29H179L181 32H183V34L185 33L184 31H186L187 30V32H189V30H190V32L189 33H185V35H183L179 30H178V32H176L177 31V29H175V31H174V27L172 28L173 29V31H171L170 30V26L172 27V25L174 26V24ZM181 23V24H180ZM187 23V24H186ZM195 25H194V24ZM235 23H236V25H235ZM78 24V25H77ZM110 24H111V28H110ZM126 24V25H125ZM137 24H138V26H140L139 28H138V26H137ZM142 24H144V27H143V25ZM158 24V25H157ZM179 24V25H178ZM204 24V25H203ZM219 25V26H217V25ZM93 25V26H92ZM100 25H101V28H100ZM115 25H117V26H115ZM133 25H135V27L133 26ZM155 25H157V26H155ZM178 25V26H177ZM187 25V26H186ZM190 25V27L188 28V26ZM208 25H209V27L212 25L213 27H208ZM242 25V26H241ZM254 25H255V27H258V25H260L259 26V28L260 29H262V31L261 30H259V29H256V28H254ZM262 25V26H261ZM78 26V27H77ZM95 26V27H94ZM102 26H105V28L106 29H103L104 27H102ZM122 26V27H121ZM127 28V31H126V29H125V27ZM147 26V27H146ZM151 26L152 27H154V28H151ZM182 26V27H181ZM187 28H186V27ZM194 26V27H193ZM215 26H216V28H215ZM225 26V27H224ZM229 26V27H228ZM231 26H232V28H231ZM235 26H237V27H235ZM243 26H244V33H242L241 32V30L243 29ZM116 27V28H115ZM118 27V28H117ZM124 27V28H123ZM160 27H162V28H159ZM218 27V28H217ZM227 27V28H226ZM235 27V28H234ZM246 27V28H245ZM73 28V29H72ZM84 28V29H85ZM98 28V29H97ZM99 28L101 29V30H99ZM107 28H110V29H108L109 31L108 32H110V33H108L107 32ZM115 28V29H114ZM122 28V29H121ZM129 28V29H128ZM133 28H135V30H132ZM138 28V29H137ZM151 30V31H149V29ZM186 28V29H185ZM195 28V29H194ZM199 28V29H198ZM207 28H208V30H209V32H208V30H207ZM226 28V29H225ZM231 28V29H230ZM240 28H241V30H240ZM72 29V30H71ZM80 29V30H79ZM140 29H141V31H140ZM143 29H145V30H143ZM146 29H147V31H146ZM157 29H158V32H157ZM169 31H168V30ZM248 29V30H247ZM255 29H256V31L257 30H259L258 31V33L257 32H255ZM77 30V31H76ZM114 30H115V32H116V30H117V32L116 33H118V34H115V32H114ZM122 30V31H121ZM132 30V31H131ZM137 30V31H136ZM139 30V31H138ZM145 32V35L146 36H144L145 37V39L142 37V38H139V37H137V36H139L143 31ZM154 30H156V31H154ZM160 30V31H159ZM192 30H195V31H192ZM213 32H212V31ZM231 30V31H230ZM251 30L253 31L251 34H250V32H251ZM83 31H84V33H83ZM98 31V32H97ZM104 31H106V33L104 32ZM130 31H131V33L134 31V33H130ZM154 31V32H153ZM200 31V34L198 33ZM206 31V32H205ZM211 31V32H210ZM231 33H230V32ZM233 31H234V33H233ZM236 31V32H235ZM241 32V35L243 36V37H240V32ZM243 31V30H242ZM249 31V32H248ZM71 32V33H70ZM73 32V33H72ZM75 32H76V34H75ZM104 33V35H102V34H100V33ZM122 32V33H121ZM137 32L139 33V35L137 34ZM143 32V33H144ZM148 32V33H147ZM173 32V33H172ZM216 32V33H215ZM221 32V33H220ZM227 32H229V33H227ZM238 32V33H237ZM93 33V34H92ZM114 33V35H112V34ZM121 35H120V34ZM127 33H129V34H127ZM136 33V34H135ZM143 33L141 34V36H143ZM148 34V36H147V34ZM150 33H152L151 35H150ZM157 33V34H156ZM169 33V34H168ZM190 33H192V35L190 34ZM194 33V34H193ZM196 33V34H195ZM205 35H204V34ZM226 33V34H225ZM246 33H249V34H246ZM67 34V35H68ZM70 34H71V36H70ZM95 34V35H94ZM106 34V35H105ZM154 34V35H153ZM170 34H172L171 36H170ZM189 36H187V35ZM202 34H203V36H202ZM233 34V35H232ZM87 35V36H86ZM96 35H98L97 37H99V40H98V38L96 37ZM101 35L103 36L102 38H101ZM112 35V36H111ZM116 35V36H115ZM120 36V38H119V36ZM169 35V36H168ZM183 35V36H182ZM197 35H199V36H202L203 37V39L202 38H200L199 37V42H200V44H199V42L197 41L198 39V36ZM209 35V36H208ZM224 35V36H223ZM235 35H236V39H235ZM248 35V36H247ZM251 35V36H250ZM253 35V36H252ZM256 35V36H255ZM153 38V41L152 40H148V37H149V39L151 38V37ZM159 36V37H158ZM182 36V37H181ZM190 36H196V39H193V37L191 38ZM73 39H72V38ZM88 37V38H87ZM107 37V38H106ZM111 37V38H110ZM137 37V38H136ZM147 37V38H146ZM154 37H155V39L157 40V42H158V40L160 41V46H161V42H162V50H160L161 49V47H159V46H156L155 47V53H154V50H152L153 51V53L154 54H151V52L152 51H150V52H148V53H146V51H144L145 52V54L143 53V55H145V56H143L144 58H146V59H140L139 60V58L138 57H142V55H139L138 53H139V50H138V53H136V51H135V53H133L134 54V56H136L137 57V59L136 58H134V56H132L131 58L128 56V58H130V59H126L125 57H122V56H124L123 54H119V52H121L120 51V49H119V47H121L122 46V44H124L123 46H125L126 44H131V42L132 41H135V43L137 42V40L139 41V40H141V41H144V42H146V41H148L147 43L149 44V43H153V42H155L154 41ZM163 37V38H162ZM167 37V38H166ZM180 37V38H179ZM207 38L208 40H206V42H207V44H206V42H205V40H204V38ZM217 37V38H216ZM219 37H221V39L219 38ZM233 37V38H232ZM244 37H249V38H244ZM74 38H76L77 39V42H75L76 41V39H74ZM116 38V39H115ZM151 38V39H152ZM183 38V39H182ZM195 38V37H194ZM205 38V39H206ZM214 38V39H213ZM218 38H219V40H218ZM238 38V39H237ZM254 38H256V39H254ZM103 39H105V40H103ZM110 39V40H109ZM115 41H114V40ZM147 39V40H146ZM168 39V40H167ZM173 39V40H172ZM218 41H217V40ZM240 39H242L241 41H240ZM243 39H244V41H243ZM86 40L87 42L85 43L84 41ZM89 40V41H88ZM106 40L108 41V42H106ZM111 40H113L114 42L112 43L111 42ZM117 40H119V42H117ZM203 40V41H202ZM212 40V41H211ZM215 40H216V42H215ZM224 40H225V42H224ZM226 40H228V41H226ZM232 40V41H231ZM263 40V41H262ZM92 41V42H91ZM93 41H96L97 42V45H98V47H94V45H96L95 43H93ZM131 41V42H130ZM150 41H152V42H150ZM165 41H167V42H165ZM178 41V42H177ZM191 43H190V42ZM192 41H193V43H192ZM234 41H236V43H238L239 44V46H241L240 48H238V44L236 45V43L234 42ZM247 41V42H246ZM88 42H90V44L88 43ZM105 42V43H104ZM181 42V43H180ZM195 42V43H194ZM203 43V45H202V43ZM205 42V43H204ZM211 42H214L213 44L211 43ZM219 42H223L222 44H219ZM228 42V43H227ZM230 42H232V44L233 45H230L229 46V48H226V45L227 44H229ZM242 42V43H241ZM261 42H262V44H261ZM101 43H102V45H101ZM106 44V45H104V44ZM111 43L112 45L114 44V43H117V44H119V47H118V45L116 44L114 47L111 45V47L109 48V44ZM168 43H169V46H170V48H168ZM224 43H227V44H225V48H226V50L224 51L223 49H225L223 46V49L222 48H220L221 47V45H224ZM247 44V46H246V44ZM257 43H258V45H257ZM263 46V48H261V46H259L260 44ZM74 44H76V45H74ZM82 44V45H83ZM89 47V46H91V48H89V49H92L91 51L89 50V52H92L93 50V52L90 54V53H86V54H90V56L92 55L93 57V60H91V59H85L84 58V60L86 61V62H84V64L82 63V61H80L79 59H81L82 57H79V53H83L82 51H85L86 50V48H87V46ZM93 44V45H92ZM99 44H100V46H99ZM129 44V45H130ZM165 44H167V46L165 45ZM180 44H184L182 47L180 46ZM206 44V46H204ZM216 44H218V46L216 45ZM231 44V43H230ZM62 45V44H61ZM72 45H71V47H72ZM156 45V44H155ZM157 45H159V44H157ZM191 45H193L192 47H193V49L192 48H190L191 47ZM196 45V46H195ZM209 45V46H208ZM210 45H212V46H210ZM234 45H235V47H237L236 49H234L235 47H234ZM63 46H64V44H63ZM103 46L105 47L106 46V48H107V50H106V48H104V51H106V53L105 52H102V50H103ZM117 46V47H116ZM166 47V52H165V49H164V47ZM194 46H195V48H197V46H199V47H204V49H205V51L207 50V53H209L208 51H210V53L209 54H211V51H212V53H215V54H217V55H222V56H224V57H222V56H215V57H213L212 56V54L210 55V56H208V54L207 53H205L206 55H204L203 53V58L205 57L207 60H206V63H205V60L203 59V58H201V56H200V58L201 59H199L198 60V58H196V57H199V56H197V53L198 52H203V48H201V50H199L198 52H196L198 49H199V47H198V49H196L195 50V48H194ZM228 46V45H227ZM94 47V48H93ZM100 47L102 48L101 50H100ZM172 47V48H171ZM185 47H187V51H188V48H189V50L192 52V53H195L194 54V59L192 58L193 56L191 55V54H189V53H191L190 51L188 52V54H189V58H186V59H188V60H190V63L191 62H193V63H184V67H183V69H180V70H178L177 69V71L175 72V69H174V66H173V69L172 68H170V66H172V63L173 62H169V60H167L168 58H170V59H172V57H173V55L176 57L177 56V52L176 51H181V53H178L179 55H180V58L183 56V58H185V57H187V51H186V49H184ZM206 47H207V49H206ZM217 47V48H216ZM257 47V48H256ZM116 48V49H115ZM211 48V49H210ZM231 48V49H230ZM243 48V49H242ZM247 48H248V50L250 51V49H251V51L249 52L248 50H247ZM255 48V49H254ZM85 49V50H84ZM96 49H98V51H96ZM110 49V50H109ZM172 50L171 51V53L173 54V51H175L176 52V54L174 53L173 55L171 54V53H169V50ZM179 49V50H178ZM209 49V50H208ZM227 49H229V50H227ZM233 49H234V51L236 52H234L233 51ZM238 49V50H237ZM56 50H57V52H56ZM100 50V51H99ZM121 50H124V49H122L121 48ZM158 50V51H157ZM195 50V51H194ZM217 50V51H216ZM223 50V51H222ZM232 50V51H231ZM239 50H241V51H239ZM72 51H75V50H72ZM71 51V52H72ZM108 51L110 52V53H108ZM112 51V52H111ZM115 53H114V52ZM117 51H118V55H120L119 57L117 56ZM125 51V50H124ZM129 51V52H128ZM131 50H127V51H125V52H128V54L130 53V54H132V52H134V51H132V52H130ZM162 51V52H161ZM167 51H168V53L170 54H168L167 53ZM179 51V52H180ZM94 52L97 54V56H96V54H94ZM98 52L101 54H98ZM156 52H158V53H160V54H164V52H165V58H162V56L160 55L159 57H160V59L159 58H157L158 56H156V63H155V59H153L152 57H154L155 56V54H156ZM235 53L234 55H233V53ZM239 54H238V53ZM58 53V54H57ZM66 53H68V50H67V52ZM75 53V52H74ZM78 53V54H77ZM104 53V54H103ZM150 53V54H149ZM183 53V54H182ZM222 53V54H221ZM58 56H60V57H62V58H60V57H57V55ZM111 54V55H110ZM129 54V55H130ZM184 54H185V56H184ZM187 54V55H186ZM199 54V53H198ZM215 54H213V55H215ZM227 54V55H226ZM231 54V55H230ZM53 55V56H52ZM104 55H106V56H104ZM151 55V56H150ZM168 55V56H167ZM247 57H245V56ZM56 56V57H55ZM64 56V57H63ZM100 56V57H99ZM112 56H114V58L112 57ZM116 56V57H115ZM131 56V55H130ZM148 56H149V58H148ZM172 56V57H171ZM192 56V57H191ZM232 56H234L235 57V60H234V58L232 59ZM241 57V58H238V57ZM53 57V58H52ZM76 57V58H75ZM83 57H85V56H83ZM99 57V58H98ZM103 57H108V58H111V59H108V58H106L105 60H104V58ZM164 57V56H163ZM175 57H173V60L175 59V60H177V57H179V56H177L176 58ZM191 57V58H190ZM213 57V58H212ZM217 57V58H216ZM227 57H229V58H227ZM245 57V58H244ZM262 57L263 56H261V59H259V62H260V60H261V64H264V59H263V61H262ZM60 58V59H59ZM66 60H65V59ZM91 58V57H90ZM96 58V59H95ZM155 58V57H154ZM61 60V62L59 61V60ZM165 59V60H164ZM186 59H181V60H183V62L184 61H187ZM203 59V60H202ZM212 59V60H211ZM221 59H222V61H224V62H222L221 63ZM74 60V61H73ZM76 60V61H75ZM79 60V61H78ZM111 60V61H110ZM112 60L114 61V62H112ZM118 60V61H117ZM119 60H120V62H121V60H122V62H121V64H120V62H119ZM125 60V61H124ZM147 60V61H146ZM153 60V61H152ZM160 60H164L165 62L164 63H159V61ZM166 60H167V62H168V64L170 65H165V63L167 64V62H166ZM172 60V61H173ZM175 60H174V63H175ZM181 60H179L180 62H181V64L183 65V63H182V61ZM194 60V61H193ZM198 60V61H197ZM210 60V61H209ZM217 60V61H216ZM219 60V61H218ZM230 61V62H227V61ZM231 60H233V61H231ZM53 61H54V59H53ZM65 61V62H64ZM93 61V62H92ZM100 61H101V66H100ZM110 61V62H109ZM115 61H117V62H115ZM124 61V62H123ZM132 61V62H131ZM135 61V62H134ZM136 61L138 62V63H136ZM149 61V62H148ZM171 61V60H170ZM179 61H177V63L179 62ZM226 61V62H225ZM241 62V63H237L236 64V62ZM248 62L249 61V63H244V62ZM58 62V63H57ZM60 62V63H59ZM78 62V63H77ZM131 62V63H130ZM133 62H134V64H133ZM139 62L140 63H142L141 64V66L143 67V64H145L144 62H146V64H145V66H146V69H143V70H145V71H142V72H139V74L140 75H138V76H140L139 78L137 77V74H136V71L134 70V69H137V73H138V70L141 68V66H140V68H138L139 67ZM149 63V67H147V64ZM150 62H151V64H150ZM161 62V61H160ZM195 62V63H194ZM196 62H197V64H196ZM200 63V65H199V63ZM204 62V63H203ZM209 62V63H208ZM213 62H217V63H213ZM263 62V63H262ZM66 65V67H67V69L65 68L64 69V72H63V68L65 67L64 66V64ZM70 63H72V64H70ZM76 63V64H75ZM82 63V64H81ZM115 63H117V64H115ZM125 63V64H124ZM130 63V64H129ZM153 63V64H152ZM173 63V64H174ZM208 63V64H207ZM210 63H212V66L214 65V67H212L211 66V64ZM218 63H219V65H218ZM225 64V66H224V64H223V66L221 65V64ZM61 64H63V65H61ZM87 64V65H86ZM89 64V65H88ZM119 64H120V66H119ZM139 64V65H138ZM156 64V66L157 65H159L158 67H160V66H162V70H163V73H157V69H159V71L161 70L160 68H158V67H156V66H153V65H155ZM187 64V65H186ZM241 64V68L239 67V65ZM243 64V65H242ZM244 64H245V66H244ZM252 64H254L256 67H254V65H252ZM61 65V66H60ZM68 65V66H67ZM86 65V66H85ZM97 65V66H96ZM102 65H103V67H102ZM106 67H105V66ZM115 65V66H114ZM119 66V67H116V66ZM126 65V66H125ZM137 65L138 67H135V66ZM163 65H164V68H165V66L167 67V68H169V69H172V71H170L169 69H163ZM189 65L192 67H189ZM193 65H195V66H193ZM202 65V66H201ZM217 65V66H216ZM227 65V66H226ZM228 65H229V67H230V65L231 66H233V65H235V67L233 66V67H230V69H229V67H228ZM248 65V66H247ZM64 66V67H63ZM71 66V67H70ZM89 66V67H88ZM92 66V67H91ZM94 66V67H93ZM108 66H110V67H108ZM112 66V67H111ZM123 66H125V67H123ZM128 66V67H127ZM130 66H132L134 69H131V67ZM145 66H144V68H145ZM150 66H151V69H150ZM152 66H153V68H152ZM219 66H220V68H219ZM223 67V69L221 70V68ZM237 66H238V68H237ZM243 66H244V68H243ZM252 66V67H251ZM55 67H58V68H56V69H58L57 71H55L56 69H55ZM62 67V68H61ZM82 67V68H81ZM90 67H91V69H90ZM108 67V68H107ZM117 68V70L115 69V68ZM130 67V68H129ZM195 69H194V68ZM198 67H200L199 68V70H200V72L198 71ZM211 67V68H210ZM217 67V68H216ZM225 67H227V68H225ZM248 67H250L249 69H248ZM71 69V71H70V69ZM73 68H74V71H73ZM93 68H94V70H93ZM102 68H104V69H102ZM111 68H112V70H111ZM125 68H127V69H125ZM149 70H148V69ZM155 68H157L156 70H155ZM187 68V70H185ZM201 68L203 69V72L202 73H205L204 71H206L207 72V74H209V73H211L210 75H208V77L209 76H211L210 78H209V81H210V79H211V82H212V85L213 86H215V88L211 85V83H209V81H207V79H208V77H206L207 76V74L205 73V74H201ZM215 68H216V70H215ZM234 68L235 69H237V71H235L234 70ZM258 68V69H257ZM60 69V70H59ZM97 69H99V70H97ZM102 69V70H101ZM106 69V70H105ZM110 69V70H109ZM121 69L123 70V71H125V73L127 72V70H129V71H133V73H132V71H131V75H128V73L127 74H125L123 71L121 72ZM131 69V70H130ZM191 69L192 70H196V72H195V74L194 73H192V74H190V72H188V71H191ZM204 69H206V70H204ZM208 69H212L211 71L210 70H208ZM217 69H220L219 70V72H218V74L217 73H215V72H217L218 70ZM241 69H242V72H243V70L245 71V72H243V76L241 75L240 76V73H241ZM257 69V70H256ZM79 70V71H78ZM150 70H151V72H150ZM156 71L155 73H154V71ZM168 70H169V72H171V73H168ZM224 70H225V73H223L224 72ZM228 70V71H227ZM231 70H234V71H232L231 72ZM238 70H240V71H238ZM252 70H253V73H252ZM259 70V71H258ZM67 73V72H69L70 71V74H69V76H73L74 75V79H73V77H69L68 76V74H66L65 73V75H66V77L68 76V78L69 79H71L72 81V83H70V80L69 79H67V81H64V83H65V85H69V83L71 84V89H69V86H67V87H63V84L60 82L59 83V81H61L60 79H62L63 77L64 78H66L65 77V75L62 73ZM105 71H108L107 73L105 72ZM116 71H118V72H116ZM140 71H141V69H140ZM148 73H147V72ZM178 71H180L182 74L180 75V73H177ZM208 71H209V73H208ZM214 71V72H213ZM222 71V72H221ZM72 72V73H71ZM111 72H113V74L117 77V78H119L120 79V81H119V83H118V85L119 84H121V85H116L115 87L113 86H110L109 88H108V86H103V85H100L99 84V82L98 81H96L97 79H99V81L100 80H104V82L105 81H107L108 79H110L111 78V76H112V78H113V75H112V73ZM121 74H120V73ZM152 73V74H150V73ZM187 72V73H186ZM197 72H199V73H197ZM232 74H237L236 76H232L231 75V73ZM234 72V73H233ZM249 72H251V73H249ZM53 73H55V75L53 74ZM61 73V74H60ZM74 73V74H73ZM76 73V74H75ZM82 73V74H81ZM110 73H111V75H110ZM118 73V74H117ZM122 73H123V75L125 76H122ZM130 73V72H129ZM143 74V76H142V74ZM166 73H167V75H166ZM175 73H177V75H174ZM215 73V74H214ZM220 73H222V76H221V74ZM229 73V74H228ZM247 75H246V74ZM263 73V76H264V72H262ZM79 74H81V75H79ZM104 74V77H102V75ZM109 74V75H108ZM136 74V75H135ZM147 74V75H146ZM149 74H150V76H149ZM161 74V75H160ZM164 74V77H162L163 79H162V83H161V76ZM170 74H172V76H168V75H170ZM187 74H188V76H187ZM217 74V76H214V75H216ZM242 74V73H241ZM253 76H252V75ZM261 74V75H260ZM59 75V76H58ZM76 75V76H75ZM101 75V76H100ZM120 75V76H119ZM135 75V76H134ZM147 77H146V76ZM151 75L153 76V78L151 77ZM183 75H185L184 76V79H182L183 77ZM191 75V76H190ZM249 75H251V76H249ZM57 76H58V78H57ZM78 76H80V77H78ZM100 76V77H99ZM106 76V77H105ZM107 76L109 77V78H107ZM114 76V77H115ZM132 76V77H131ZM165 76H166V78H165ZM173 76H175V78L173 77ZM179 77L180 78V80H179V78L177 79V77ZM197 76V77H196ZM218 76H220L219 78H221L220 80H218L219 78H218ZM246 76H248L247 77V80H246ZM258 76V77H257ZM87 80H85V81H83L84 80V78ZM95 77V78H94ZM115 77V78H116ZM129 77H130V79H129ZM134 77H136V78H134ZM141 77H144V78H142V79H140ZM155 77H159L158 79L159 80H157V78H155ZM168 77H169V79H168ZM173 77V80L171 79ZM182 77V78H181ZM191 77V78H190ZM196 77V78H195ZM206 77V78H205ZM238 77H239V79H240V81L238 80ZM256 77V78H255ZM76 78H78V79H76ZM83 78V79H82ZM124 78V79H123ZM125 78H126V80H125ZM149 78H150V80H149ZM155 78V81L153 82V79ZM201 79V80H198V79ZM218 78V79H217ZM224 78H225V81H224ZM227 78V79H226ZM55 79V80H54ZM76 79V80H75ZM93 81H92V80ZM136 79V80H135ZM141 81H140V80ZM143 79H145V81L143 80ZM191 79H193V80H191ZM213 79V80H212ZM244 79V80H243ZM254 79V80H253ZM53 80V81H52ZM75 80V81H74ZM95 80V81H94ZM123 80V81H122ZM129 80V81H128ZM137 80H139L140 82H138ZM168 81V80H170L169 81V83H170V85L172 84V82H173V84H174V86L175 85H177V84H179V83H181V84H179V85H177L178 87L180 86V87H182V88H185L186 87V89L188 88H190L191 89V91H192V93H189L188 95H183V92H182V94L179 92V93H171V92H167V94L166 93H163L161 90H158V89H156V88H158V86L159 85H168V82H166V84H164L165 83V81ZM178 80V81H177ZM185 81V83H184V81ZM195 80V82H193ZM217 80V81H216ZM233 80H235V81H233ZM236 80H238V81H236ZM246 80V81H245ZM121 81H122V83H121ZM130 81H132V82H134L135 83V86H131V83H129ZM144 81V82H143ZM158 81H159V83H161V84H159L158 83ZM177 81V82H176ZM187 81H192V83L193 84H191V82H187ZM197 81H198V83H197ZM199 81H200V83H199ZM214 81H216V82H214ZM222 81V82H221ZM66 82H69V83H66ZM142 82V83H141ZM179 82V83H178ZM206 82V83H205ZM248 82V83H247ZM261 82V83H262ZM59 83V84H58ZM96 83H97V85H96ZM139 84V87H138V84ZM141 83V84H140ZM188 83H190V84H188ZM203 83H204V85H203ZM207 83H208V85H207ZM218 83H220V84H218ZM237 83V85L236 86H234L235 84ZM245 83V84H244ZM255 83V84H254ZM260 83V82H259ZM74 84H75V86L76 87H74ZM83 84H85V85H83ZM124 86H123V85ZM128 84V85H127ZM133 84V83H132ZM199 84H200V86L201 87H199ZM202 84V85H201ZM217 86H216V85ZM232 84H234L233 86H232ZM82 85V86H81ZM86 85H87V87H86ZM96 85V86H95ZM99 85V86H98ZM137 85V86H136ZM190 85V86H189ZM223 85V86H222ZM227 85V86H226ZM230 85V86H229ZM247 85V86H246ZM249 85V88H251V86ZM46 86V87H45ZM78 86V87H77ZM84 86V87H83ZM101 86H103V87H101ZM153 86V87H152ZM156 86V87H155ZM185 86V87H184ZM194 86V87H193ZM195 86H197V87H195ZM204 86H205V88H204ZM226 86V87H225ZM49 87V88H48ZM73 87V88H72ZM86 87V88H85ZM112 87V88H111ZM199 87V88H198ZM203 87V88H202ZM206 87H208V89L206 88ZM210 87V88H209ZM218 89H217V88ZM222 87V89H220ZM225 87V88H224ZM238 87H240V90H239V88ZM62 88H65V89H63V93L65 94H67V96L66 95H64L62 92H61V89ZM68 88V89H67ZM115 88V89H114ZM138 88H141V91L142 90H144V92H141L140 91V89H138ZM224 88V89H223ZM236 90L237 92H235L234 90ZM236 88V89H235ZM246 88H247V90H246ZM74 89V90H75ZM113 89V90H112ZM137 90L138 91V94H141L142 95V93L143 94H145V95H138L137 97H136V95L137 94H135V92L133 91V90ZM152 89V90H151ZM207 89V90H206ZM213 89H215L214 91H213ZM220 89V90H219ZM231 90V92L229 91L228 93H227V91H224V90ZM243 89V91H241ZM65 90V91H64ZM73 90V91H74ZM78 90H80V88H78ZM99 90V91H98ZM108 90V91H107ZM117 90V91H116ZM121 90H123L122 92H120ZM69 91V92H70ZM80 91H82V90H80ZM102 91V92H101ZM103 91H105V92H103ZM112 91H114V92H112ZM119 91V92H118ZM197 91V92H196ZM201 91V92H200ZM211 91V92H210ZM217 91H219V92H217ZM222 91H224V92H222ZM234 91V92H233ZM246 91H247V93H246ZM70 92V93H71ZM139 92H141V93H139ZM166 92V91H165ZM195 92V93H194ZM204 92L206 93V95H204ZM212 92H214V93H212ZM243 94H242V93ZM263 92V93H262ZM62 93V94H61ZM91 93H92V91H91ZM102 93H104V94H102ZM109 93V94H108ZM120 93V94H119ZM150 94V95H147V94ZM159 93H162V95L161 94H159ZM169 93V94H168ZM193 93H194V95H198V98H199V101H201L202 100V102H199L198 100L196 101V98L197 97H193L194 99L192 100V97L191 96H194L193 95ZM200 93H201V95H200ZM217 93V94H216ZM219 93V94H218ZM232 93H234L235 95H232ZM240 93H241V95H240ZM262 93V94H261ZM89 94V93H88ZM176 94V95H175ZM180 94V95H179ZM187 94V93H186ZM190 94H191V96H190ZM213 94V95H212ZM214 94H216V95H214ZM61 95L63 96V97H61ZM124 95H126V94H124ZM152 95V96H151ZM160 97H159V96ZM164 95V96H163ZM174 95H175V97H174ZM253 95V94H252ZM263 95V96H262ZM142 98H141V97ZM145 96V97H144ZM151 96V97H150ZM154 96H156V97H154ZM184 96V97H183ZM188 96V97H187ZM216 96H218V98L216 97ZM227 96V95H226ZM235 96V97H234ZM260 96V97H259ZM263 98H262V97ZM113 97V96H112ZM151 98V100H153V101H151L149 98ZM153 97V98H152ZM165 97H167V98H165ZM170 97V98H169ZM174 97V99H173V102H172V98ZM176 97H178L177 99H176ZM183 97V99H181V98ZM206 97H207V99H206ZM212 97H215V98H212ZM220 97H222V98H220ZM140 98V99H139ZM158 99V100H164L163 102L161 101V103L159 102V104H158V100H156V99ZM161 98V99H160ZM187 98H188V100H189V102H186V101H188L187 100ZM201 98H205V100H207V101H203V99H201ZM154 99H155V102H154ZM176 99V100H175ZM184 99H185V101H184ZM208 99L210 100V101H208ZM55 100V101H54ZM175 100V101H174ZM52 101V102H51ZM165 101H168L169 103L170 102H172V104L170 103V105H172V106H169L168 105V102H166V104H164L165 103ZM249 101H251L250 99L249 100H247L245 103H247V102H249ZM176 104H175V103ZM184 102V104H182ZM210 102V103H209ZM14 103V102H13ZM157 103V104H156ZM174 103V104H173ZM178 103H180V104H178ZM188 103V104H187ZM24 104V105H23ZM190 104V105H189ZM20 105V106H19ZM21 105H22V108H21ZM44 105V106H43ZM46 105V106H45ZM99 105V104H98ZM97 105V106H98ZM154 105L156 106V108H154ZM158 105V106H157ZM160 105V106H159ZM175 105H177V106H175ZM181 105V106H180ZM187 105V106H186ZM204 105V106H203ZM212 105H214L213 107H212ZM1 106V108H2V105H0ZM17 106H19L18 107V109H19V111L16 109L17 108ZM42 106V107H41ZM101 106V105H100ZM153 106V107H152ZM162 106H164V107H162ZM175 106V107H174ZM186 106V107H185ZM205 106H206V108H205ZM16 107V108H15ZM44 107H47V108H44ZM160 107V108H159ZM169 107V108H168ZM180 107H183V108H185L186 109V112H188V113H185V115H188V117H187V119H185L186 117L183 115V113H182V116H181V118H183L184 120V122L181 120V122H177V119H179V116L181 115V112H183V109H182V111H181V109H180ZM191 109H190V108ZM197 107H198V109H197ZM209 107V108H208ZM38 108L40 109V111H45V112H41V114L39 113V111H38ZM44 108V109H43ZM103 108V107H102ZM167 108H168V111H167ZM173 108H176L175 110H173ZM179 108V109H178ZM194 108H195V110L196 111H192V110H194ZM8 109V110H7ZM14 109V110H13ZM16 109V110H15ZM49 109V110H48ZM148 109V110H147ZM152 110V112H151V110ZM159 110V109H161L163 112H158V111H156V110ZM184 109V110H185ZM202 109L203 110H206V111H202ZM211 109H213L214 111H212ZM263 109V110H262ZM23 110V111H22ZM155 110V111H154ZM166 110V111H165ZM172 110V111H171ZM180 111V113H178L179 111ZM5 113V114H3V112ZM29 111V112H28ZM37 111V112H36ZM170 111V112H169ZM175 111V112H174ZM197 111H198V113L199 112H202V113H205L206 112V114H204V117L199 113V115H193V113L194 114H197ZM216 111L218 112V115L216 114ZM262 111V112H261ZM12 112V113H11ZM147 112V113H146ZM154 112V113H153ZM193 112V113H192ZM221 112V113H220ZM15 113V114H14ZM17 113V114H16ZM31 113H32V115H35V116H39V122H38V120H37V122H35V123H37V124H33V126H35V125H37V127L35 128V127H33V126H31V127H26V129L28 128V130L25 132V130L23 129V133H21L20 132V130L18 129L19 127H15V126H19V124L22 122V119L24 118V117H26V116H28V115H31ZM35 113V114H34ZM37 113H39L38 115H37ZM164 113L165 114H168L167 116L166 115H164ZM175 113V114H174ZM178 114V116H177V114ZM213 113H215L216 114V116H215V114H213ZM261 113H263V114H261ZM28 114V115H27ZM169 114H172L173 116H174V119H175V117H178L177 119H175V121L173 122V126L171 125V123H172V119H173V116L172 115H169ZM211 114V116L210 117H212L213 119H215V120H213L212 118H208V116ZM6 115V116H5ZM145 115V116H144ZM152 115V116H151ZM155 115V116H154ZM189 115H191V117L189 116ZM208 115V116H207ZM220 115H222V117H219ZM256 115V116H255ZM5 116V117H4ZM43 116V117H42ZM142 116V117H141ZM143 116H144V118H143ZM158 116V117H157ZM163 116V117H162ZM193 116H197L196 118L194 117L193 118ZM200 116V117H199ZM218 116V117H217ZM224 116V117H223ZM262 116V117H261ZM147 117H151V124L152 125H150V123H148L149 122V118H147ZM160 117V118H159ZM168 119H167V118ZM190 117V118H189ZM202 117V118H201ZM229 117V118H228ZM238 117H239V120H237L238 119ZM244 117H246L247 119H245ZM250 117H252V118H250ZM255 117H256V120H255ZM258 117V118H257ZM7 118H8V120H12L11 121V124H8L10 121H7ZM15 118V119H14ZM29 118H31V116H29ZM28 117H26V118H24V120H23V122L25 121V123L24 124H26V121L29 119ZM41 118V119H40ZM44 118V119H43ZM143 118V119H142ZM148 120H147V119ZM152 118H153V121H152ZM155 118H159V119H157V121L155 122ZM163 118H164V120H163ZM171 118V119H170ZM188 118H189V120H188ZM198 118H199V120H200V122L198 121ZM205 118V119H204ZM217 118H219V121H218V124H217V121H216V119ZM254 118V119H253ZM155 119V120H154ZM221 119V120H220ZM230 119V120H229ZM236 121V123L234 122V120ZM241 119H243V121L241 120ZM263 121H262V120ZM43 120H45V121H43ZM143 120H147L146 122L147 123H144L145 125H141V124H143ZM161 120L162 121H164V124L161 122ZM166 120V121H165ZM194 120H197V125H196V123H195V121ZM210 120V121H209ZM212 120V121H211ZM218 120V119H217ZM230 122H229V121ZM246 122H245V121ZM260 120V121H259ZM6 121H7V124H6ZM144 121V122H145ZM170 121H171V123H170ZM203 121H204V123L205 124H202L203 123ZM216 121V122H215ZM226 121V122H225ZM253 121H255V122H253ZM262 121V122H261ZM5 122V123H4ZM20 122V123H19ZM42 122V125L40 124ZM45 122V123H44ZM175 122H176V124H175ZM187 122V123H186ZM198 122H199V126H198ZM215 124H214V123ZM224 122V123H223ZM252 122V123H251ZM17 123H18V125H17ZM139 123V124H138ZM157 123V124H156ZM158 123H160V126H162V124H163V126H165V128L167 127L166 125L168 124V126L170 125L171 127H177V126H179V127H177V129L175 128V130H174V128H169L168 127V129L166 128H164L163 126L162 127H159L158 126ZM166 123V124H165ZM179 125H178V124ZM181 123V124H180ZM195 123V125H193V124ZM206 123H207V126H205L206 125ZM219 123H220V125H219ZM237 123H238V125H237ZM258 123H259V125H258ZM262 125H261V124ZM23 124V123H22ZM39 124V125H38ZM147 124L149 125L148 126V128H147ZM155 124V125H154ZM190 124V125H189ZM210 124V125H209ZM231 124V125H230ZM235 124V125H234ZM247 124H248V126H247ZM6 125H8V126H6ZM138 125V126H137ZM183 125V126H182ZM189 127H188V126ZM203 127H202V126ZM213 125V126H212ZM215 125V126H214ZM250 125V126H249ZM26 125H24V127H25ZM41 126H43V127H41ZM133 128H132V127ZM192 126H195V127H192ZM211 126V127H210ZM225 126V127H224ZM253 126V127H252ZM135 127V128H134ZM137 127V128H136ZM142 127H145V128H142ZM153 127V128H152ZM157 128V127H159V128H157V129H155V128ZM199 127V128H198ZM201 127V128H200ZM212 129V131H211V129ZM222 127V128H221ZM263 127V126H262ZM261 127V128H262ZM33 128V129H32ZM36 130H35V129ZM42 129L41 131L39 130V129ZM132 128V129H131ZM139 128H142V129H139ZM189 128V129H188ZM198 128V130H195V129H197ZM215 128V129H214ZM220 130H219V129ZM227 128V129H226ZM252 128V129H251ZM264 128V127H263ZM44 129H45V131H44ZM52 129V128H51ZM51 129H50V131H51ZM54 129V128H53ZM53 129H52V131H53ZM171 129V131H169ZM194 129V130H193ZM206 129V130H205ZM37 130H39V131H37ZM121 130V129H120ZM126 130H127V127H126ZM127 130V131H128ZM142 130V131H141ZM158 130V131H157ZM163 130H164V132H163ZM177 130H179V131H177ZM191 130L192 131H195L194 133L192 132L191 133ZM210 130V131H209ZM213 130H214V132H213ZM217 130H219V132L217 131ZM223 131V132H221L220 133V131ZM254 130H256V131H254ZM8 132V135H7V133L6 132ZM36 131V132H35ZM49 131V132H50ZM100 131H102V130H100ZM122 131H125L124 129H122ZM166 131H168V132H166ZM172 131H177V132H174V133H176L175 135L176 136H174V135H172V134H170V133H173ZM203 131V132H202ZM217 131V132H216ZM235 131V132H234ZM261 131V133H259ZM44 132V133H43ZM132 133H134V132H136V131H131ZM153 132L151 133L153 136H155L157 133H154L153 134ZM170 132V133H169ZM198 132V133H197ZM210 132V133H209ZM230 132V133H229ZM232 132V133H231ZM234 132V133H233ZM3 133V134H4ZM25 133V134H24ZM40 133V134H39ZM41 133H43V135H45L44 137H43V135L41 134ZM173 133V134H174ZM226 134L227 136H225L224 134ZM258 133V134H257ZM22 134V135H21ZM136 134V133H135ZM138 134V133H137ZM150 134V135H151ZM172 135V136H174V138H173V140H172V138L170 137V135ZM186 134V135H185ZM214 134V135H213ZM219 134H221V135H218ZM253 134V135H252ZM4 135V136H5ZM39 135V136H38ZM41 135V136H40ZM97 135L99 136V133H97ZM149 135V134H148ZM169 136V137H166V136ZM187 135H190L192 138H189V141L187 140L188 138H184V140L183 141H187L189 144H192L193 146H195L196 144L197 145H199L198 146V148L196 147H193L192 145H190L189 147H187V148H190V149H188V152H186V151H184L185 149L187 150V148L185 147V148H183L182 149V146H184V145H182L181 144V142L182 143H185V142H183L182 141V139L181 138H183V137H187ZM193 135V136H192ZM200 135V136H199ZM216 135V136H215ZM257 135V136H256ZM3 136V137H4ZM5 136V137H6ZM10 136H12V137H10ZM23 136V137H22ZM38 136V137H37ZM209 136H211V138L209 137ZM215 137V138H217L216 140H214L215 138H213V137ZM218 136V137H217ZM222 136H225V137H222ZM43 138V143L41 142V143H39V142H37V141H41L39 138ZM180 137V138H179ZM189 137V136H188ZM195 137V138H194ZM197 137V138H196ZM227 137V138H226ZM232 137V138H231ZM254 137V138H253ZM256 137V138H255ZM39 140H38V139ZM41 138V139H42ZM93 138V139H92ZM92 138H89L88 140L90 141V139H92V140H94L95 138H97L96 136H95V138L94 137H92ZM103 138H104V136H103ZM102 138V139H103ZM224 138H225V141H223L224 140ZM259 138V139H258ZM6 139V138H5ZM45 139V140H44ZM99 137H98V139H97V141H98V143L101 141V144H98V145H96V147L94 146L93 148H96L97 150H98V148H102L103 146H106V144L109 142L108 140H106V139H104V141H103V144H105V145H103L102 144V140H100L99 141ZM157 139V138H156ZM190 139H193V140H190ZM204 140L203 142L202 141H197V140ZM208 139H211V140H208ZM213 139V140H212ZM219 139V140H218ZM221 139V140H220ZM251 139H253V140H251ZM258 139V140H257ZM90 141V142H88L87 143V145L90 143V144H92L93 145V143L95 142V140L94 141ZM111 140V139H110ZM149 140V141H148ZM168 140H169V144H170V141H173L176 145H174V147L176 146V150L175 149H173V150H175L174 151V153L175 154H173L172 152H169L170 154H172V155H170L169 154V157L171 156L172 158L174 157L175 158V156L177 157L179 154V156H180V158H178L177 157V159H175L176 161L177 160H180V161H177V162H182L181 163V166L182 165H184V164H188L187 166H190V167H188V168H186V170H185V166H184V168L182 167L181 168V166L179 165V163H176V161L174 160V158H173V160H172V158H170V161L172 160V162H173V164H175L174 166L175 167H177V165H178V167H177V169L175 168V167H173V164H171L170 162H169V158H168V156H167V154H168V152H167V148H169V144H168ZM177 140H181V142L179 143V142H177ZM206 140V141H205ZM227 140V141H226ZM261 140L263 141V142H261ZM140 141H142V142H140ZM207 141H210L211 143H208ZM214 141H215V143H214ZM217 141V142H216ZM229 141V142H228ZM255 141H257V142H255ZM93 142V143H92ZM137 142H139V144L140 143H144V144H142L141 145V148H140V145H139V147H136V146H138V143ZM173 142H171V144H170V148H173L172 147V143ZM177 142V143H176ZM192 142H195L194 144L192 143ZM197 142V143H196ZM223 142V143H222ZM228 144H227V143ZM255 142V143H254ZM32 143V144H31ZM37 143H39V147H38V145H37ZM97 143V142H96ZM146 143H153V144H151L150 146H148ZM164 143V144H163ZM178 143L179 144H181V149H180V147H179V145H178ZM203 143L205 144L204 146H202L203 145ZM42 144H44V145H42ZM86 144V143H85ZM85 144L83 143L82 145H84V147H83V149L81 148V154L79 155V156H81V155H84V154H87L88 153V149L89 148H91L92 149V146H90L89 147V145L87 146H85ZM130 144V145H131ZM154 144L156 145L157 144V146H154ZM165 145V146H161V145ZM189 144H187V145H189ZM207 144H208V146H207ZM213 144H215L214 146H213ZM224 144H226V146L224 147V146H222V145H224ZM263 144V145H262ZM37 145V146H36ZM144 145V146H143ZM158 145H159V148H158ZM186 145V146H187ZM210 145V146H209ZM232 145V146H231ZM261 145V146H260ZM44 146V147H43ZM99 146V147H98ZM137 148H135V147ZM19 147V146H18ZM29 147V148H28ZM51 147V148H50ZM55 147V146H54ZM54 147H53V149H54ZM57 147V146H56ZM59 147V146H58ZM74 147L76 148V147H79V146H73V148L72 149H74ZM80 147H81V145H80ZM88 149H87V148ZM145 147V148H144ZM146 147H149V148H146ZM161 147V148H160ZM165 147H166V149H165ZM191 147H192V149H191ZM199 147L201 148L200 150H198L199 149ZM203 147L205 148V147H207L208 149H209V151H207V149H203ZM211 148V150H210V148ZM213 147V148H212ZM227 147H228V150H227ZM233 147V148H232ZM48 148H50V149H48ZM70 148V147H69ZM124 148V149H125ZM157 148V149H156ZM169 148V149H170ZM195 148V149H194ZM216 148V149H215ZM232 148V149H231ZM34 149V150H33ZM36 149H38V154H37V150ZM95 149V150H96ZM124 149L122 150V151H124ZM149 149V150H148ZM159 149H161V150H159ZM163 149V150H162ZM203 149V150H202ZM214 149V150H213ZM218 149V150H217ZM223 149V150H222ZM230 149V150H229ZM18 150V152H19V148L17 149ZM31 150H33V151H36V154L35 155H31V153L29 152V151H31ZM76 150V149H75ZM92 150H94V149H92ZM146 150H148L147 151V153H149L150 152V156H153V158L154 157H156V155L158 156V159H157V157L156 158H154V162L155 163H157V164H160V166L159 165H154L153 164V158L152 157H148L149 156V154H146ZM153 150V151H152ZM172 150V151H173ZM181 150H183L182 151V154L180 153V151ZM206 150V151H205ZM222 150V151H221ZM255 150V151H254ZM78 151V154H79V151L80 150H77ZM77 151H75V152H77ZM121 151V153H123L124 154V152H122ZM136 151V152H135ZM151 151L153 152V153H151ZM162 151V152H161ZM164 151H166V154H164ZM171 151V150H170ZM179 152V154L178 155H176L178 152ZM202 152V158L200 157L201 155H200V153ZM204 151H205V153H204ZM215 151H216V154L214 155L213 153H215ZM219 151H221V152H219ZM230 153H229V152ZM17 152V154H19ZM73 153V154H75V156L72 154V153H70V155L69 156H71V158L68 156V155H66V156H68V158H70V159H72V160H77V159H79V158H77V156L76 155H78L77 153ZM133 152H134V154H133ZM143 152V153H142ZM183 152H184V154H183ZM187 153V156L185 155L186 153ZM199 152V153H198ZM211 152H213L212 154H211ZM255 152V153H254ZM138 153L140 154L141 153V155L144 157L145 156V154H146V157H144V159H142V156H139L138 157ZM156 153V154H155ZM158 153H160L159 155H158ZM193 153V154H192ZM206 153H207V155H206ZM208 153H209V155H208ZM221 153V154H220ZM226 153H228V154H226ZM252 153V154H251ZM127 154V153H126ZM133 154V155H132ZM152 154V155H151ZM164 155L162 158L163 159H166V157H167V161H165V160H163L162 158H161V161H157V160H159V156L161 157V155ZM195 154V155H194ZM223 154L225 155V156H223ZM49 155L51 156V157H49ZM73 155V156H72ZM136 155V156H135ZM155 155V156H154ZM175 155V156H174ZM197 155V156H196ZM199 155V156H198ZM213 155V156H212ZM219 155H221V157L219 156ZM27 156H29V155H27ZM78 156V157H79ZM128 156L129 157H132L133 159H129L128 158ZM205 156H206V159H205ZM211 156V157H210ZM219 156V157H218ZM228 156H230L229 158H228ZM233 156V157H232ZM261 156V157H260ZM199 157V158H198ZM204 157V158H203ZM215 157V158H214ZM226 157V158H225ZM232 157V158H231ZM239 157V158H238ZM61 158V157H60ZM148 158H151V159H149V161H148ZM187 159L186 161H187V163H186V161H185V159ZM208 158V159H207ZM220 158V159H219ZM238 158V159H237ZM244 158V159H243ZM41 159V158H40ZM181 159H184V160H181ZM196 159V160H195ZM201 159H204V161L202 160L201 161ZM218 159V160H217ZM223 159H226V160H228V161H226V162H230L231 160L233 161L234 160V162L237 164L234 168H236V169H234L233 167H229V166H227L228 165V163H226L225 162V160L223 161ZM127 160V161H128ZM137 160H136V162H137ZM200 160V161H199ZM37 161H39L38 159H34L33 160V162H37ZM102 161V160H101ZM166 162V163H164V162ZM223 161V162H222ZM134 163H135V160L133 161ZM152 162V163H151ZM162 162L166 165V168H167V170H166V168H165V166H164V164H162ZM169 164H171V165H169ZM197 162V163H196ZM151 165H150V164ZM184 163V164H183ZM208 163V164H207ZM153 164V165H152ZM218 164V165H217ZM171 166V167H173V168H175L174 169V171H175V173L176 174H174V172H173V169H170V167H167V166ZM196 165L197 166H199L200 165V167H206V165H207V167L209 166V172L208 171H202L201 172V174H196L195 172L197 171L198 172V169H197V167H196ZM202 165V166H201ZM93 168L95 167V166H93V165H91ZM153 166H155V167H153ZM180 166V167H179ZM186 166V167H187ZM194 166V167H193ZM215 166V168L216 169H218V170H216L217 171V173H216V171L214 172H212V171H210L211 170V167H214ZM216 166H218V167H216ZM85 167H87L88 168V166L86 165V166H83L82 167V169L83 170H86L85 172H87V168H85ZM90 167V166H89ZM92 167H90V168H92ZM222 167V168H221ZM96 168V167H95ZM94 168V169H95ZM214 168V169H215ZM233 168V169H232ZM94 169H92V170H94ZM182 169H184V170H182ZM213 169V168H212ZM219 169H221V170H219ZM224 171H223V170ZM96 170H98V168H96ZM180 170H182L181 172H180ZM88 171H89V173H91L90 171H91V169L89 170V168H88ZM187 171H190L193 175H191L190 177H189V175H188V178H187V176H186V178H184V179H182L181 178V176H184V174H185V172ZM182 174V172L184 173V174H180V173ZM214 173L213 175H212V173ZM222 172V173H221ZM224 172V173H223ZM88 173V172H87ZM96 173V172H95ZM130 173H132V172H129V174ZM190 173V174H191ZM195 173V174H194ZM209 173L211 174L210 176H209ZM174 174V175H173ZM216 174V175H215ZM225 174V175H224ZM197 175V176H196ZM201 175V176H200ZM217 176L216 178H217V181L219 182H217L216 184H215V180H216V178H215V176ZM220 175V176H219ZM224 175V176H223ZM62 176H64L69 182H71V181H76V178H75V176L74 175H72L71 177H69L68 178V175H62ZM89 176V175H88ZM91 176V178H92V175H90ZM93 176H95L94 174H93ZM130 177H131V175H129ZM203 176H205V177H203ZM211 176H212V178H211ZM214 176V177H213ZM229 176V177H228ZM133 177V176H132ZM192 177V178H191ZM203 179H202V178ZM90 178V177H89ZM93 179V178H92ZM187 179V180H186ZM191 179V180H190ZM126 180V179H125ZM123 181V182H126V181ZM212 180H214L213 182H212ZM68 181H66L65 182V186H68L69 185V182ZM133 181V180H132ZM131 181V182H132ZM165 181H168V180H166V178H165V180H163V179H161L160 178V182H161V184H163V185H166L167 187H169L167 184H169V183H167V182H165ZM177 181V180H176ZM178 181V182H179ZM121 182V183H120ZM165 182V183H164ZM182 182H184V183H182ZM170 183H175V182H173V180H170ZM195 183H196V181H195ZM213 183V184H212ZM122 184H123V186H122ZM129 184H130V182H129ZM128 185V184H127ZM170 185V184H169ZM189 185V184H188ZM102 186H104V185H102ZM120 186V187H119ZM203 186V187H202ZM112 187H113V185H112ZM111 187V188H112ZM117 187H119V190H118V188ZM172 186L170 185V188H171ZM98 188V189H97ZM205 188H206V190L207 191H205ZM208 188V189H207ZM225 188H227V190L225 189ZM172 189V188H171ZM203 189H204V191H203ZM69 190H71V189H69ZM113 190H112V192H113ZM231 190V191H230ZM230 191V192H229ZM169 192V191H168ZM114 193V192H113ZM206 193V195L204 196V194ZM88 194V193H87ZM89 194H91L90 192H89ZM121 194V193H120ZM126 194H128V193H126ZM125 194V195H126ZM171 194H173V193H171ZM227 194V196H225ZM231 194V195H230ZM114 195H115V193H114ZM116 195L117 196H115V199L117 198V197H120V196H122V197H120L121 199L124 197L125 198V196L124 195H119V193H116ZM129 195H130V192H129ZM230 195V196H229ZM95 196V197H94ZM126 197H127V199L129 198V201H128V203H131L130 202V200H132V201H134V197L135 196H127L126 195ZM228 199H227V198ZM78 198V199H77ZM119 198V199H120ZM205 198H206V200H205ZM235 199V201H234V199ZM97 199H98V201H97ZM118 198L116 199V201H118L119 200ZM156 199H159V198H156ZM188 199L189 200H191V197H188ZM230 199V200H229ZM137 200V201H136ZM134 202H136L137 203V205H135V206H138L139 207V210H140V212L141 211H144V212H146V213H149V214H152L151 216L153 217V219L154 218H156V217H158V214H157V212L155 211V209L157 208V206L156 205H152L151 203H141V201H139V199H136ZM194 200V199H193ZM204 200V201H203ZM105 201V202H104ZM162 201H164V200H162ZM123 202H124V200L123 201H120V204L119 205H121V204H123ZM126 202V201H125ZM233 202H235V203H233ZM98 203H100L101 205H98ZM118 203H119V201H118ZM127 202L126 203H124V204H128ZM166 203V202H165ZM202 203V204H201ZM199 204V205H198ZM165 205V204H164ZM194 205H196L195 207H197V208H194ZM114 206V207H113ZM154 206V207H153ZM202 206V207H201ZM107 207H108V209H107ZM111 207H113V208H111ZM201 209L202 211H200L199 209ZM188 210V213L189 212H191V211H189ZM99 212V213H98ZM100 212H101V214H100ZM115 212V213H114ZM198 212V213H197ZM81 213H78V214H81ZM85 215H84V214ZM93 213H98V215L100 216V218H101V216H103V215H105V214H107V217H105L104 216V218H103V220H102V218H101V222L98 224L97 223V221L95 222V220H100L99 219V216L97 215V214H93ZM105 213V214H104ZM117 213V214H116ZM115 214V215H114ZM190 214V213H189ZM201 214V215H200ZM98 216L97 218H96V216ZM83 217V218H84ZM95 217V218H94ZM197 217H198V219H197ZM200 217V218H199ZM79 218L81 219L82 217H80V215H79ZM105 218H109L108 220L107 219H105ZM196 218V219H195ZM80 219H78V220H80ZM93 220V221H91V220ZM152 219V218H151ZM151 219H149V220H151ZM109 220V221H110ZM198 220V221H197ZM85 221V218L82 220V223H87ZM103 221L105 222V223H103ZM107 221V222H106ZM195 221V222H194ZM91 222L93 223V224H91ZM99 222V221H98ZM78 223L80 224V221H78ZM102 223V225H100ZM134 223V224H133ZM85 224H81V225H84L85 226ZM80 225V226H81ZM89 225L88 224H86V226H88L89 227ZM96 225H97V227H96ZM84 226H82L83 227V229L85 230V232L86 231H91V229H92V226H90L91 227V229H89L88 227H84ZM117 226V225H116ZM123 226H124V228H123ZM137 226V225H136ZM136 226H135V228H136ZM184 226V227H183ZM82 227L80 228L79 227V233H78V235H79V240H80V238L82 237L81 235H83V233L81 232V231H83V229H82ZM110 227H112V228H110ZM93 228V229H94ZM98 228V229H97ZM106 228V229H105ZM130 228V229H129ZM82 229V230H81ZM88 229V230H87ZM117 229V230H118ZM139 229V227H137V230ZM96 230L93 232V233H95L96 232ZM127 231V232H126ZM162 231H164V234H161L162 233ZM210 231V232H209ZM84 232V231H83ZM92 232V231H91ZM110 232H109V234H110ZM126 232V233H125ZM80 233H82L81 235H80ZM129 233V234H128ZM37 234H39V233H37ZM89 234H92V233H89ZM102 234H100V235H102ZM85 235V234H84ZM102 235V236H103ZM116 235H118V233H116ZM130 235V236H129ZM158 235H159V237H158ZM128 236V237H127ZM132 236V237H131ZM211 236V237H210ZM214 236H215V238L218 240V241H221L222 243H218V244H216L218 241L216 240L215 241V239H212V238H214ZM85 237V236H84ZM116 237V238H115ZM139 237V238H138ZM77 237H75V239H76ZM134 238V239H133ZM137 238V239H136ZM111 239H114L115 241H116V239H118L119 240V243H118V241H117V243H115L114 242V240H113V244H112V240ZM129 241H128V240ZM142 240L144 239V238H141ZM141 239H140V241H141ZM40 240V239H39ZM106 240V241H107ZM153 240V241H152ZM75 241H78L77 239L75 240ZM105 241V242H106ZM109 241H107V242H109ZM133 241V242H132ZM135 241V242H134ZM137 241V242H136ZM216 243H215V242ZM81 242H86L85 240H82ZM120 242H122V243H120ZM126 242H128L127 244H126ZM142 242V241H141ZM144 242V241H143ZM149 242H150V240H149ZM130 243H131V245L133 244H135L134 246H133V248L131 247V245H130ZM137 243H140V245H139V247H135V246H138V244ZM115 244H117V245H115ZM124 244H126V246H129L130 245V250H134V252H135V254H134V252H129L130 250L129 249H127L126 248V246L124 245ZM113 245V246H112ZM105 246V247H104ZM114 247V248H112V247ZM125 246V247H124ZM145 246V247H144ZM116 247H118L117 249H116ZM126 248V249H125ZM137 250H136V249ZM129 250V251H128ZM137 252H136V251ZM104 251H106V249L104 250ZM126 251V252H125ZM101 255H102V258H101V255H99L98 254V256H100V259H102V260H105V261H102L101 262V260L98 258V256H97V261H98V263H99V260H100V263L101 264H106L107 263V261H109V258H111V257H109V256H111V255H108L107 253V255L108 256H106V258H104L103 257V253H104V255H105V252H103L102 250H101ZM107 252V251H106ZM112 252V253H111ZM116 252H118V253H116ZM121 254H120V253ZM125 252V253H124ZM132 253V254H131ZM130 254H131V257H133L134 256V258H136V259H131L132 260V263H131V260L129 259L130 258ZM112 255V256H113ZM128 256V257H126V256ZM133 255V256H132ZM109 257V258H108ZM128 258V260L130 261V262H128L127 261V259H124V258ZM112 258H114V257H112ZM122 258H123V260H122ZM96 259H95V264L97 263L96 262ZM106 259H108V260H106ZM141 259V260H140ZM112 260V259H111ZM110 260V261H111ZM119 262H118V261ZM139 260L140 261H142V262H140L139 263ZM144 261V262H143ZM104 262V263H103ZM112 262H114V261H111V262H109L108 264H114V263H112ZM147 262V263H146ZM94 264V263H93Z\"/></svg>",
	"mask_w": 264,
	"mask_h": 264
}]
</instances>
